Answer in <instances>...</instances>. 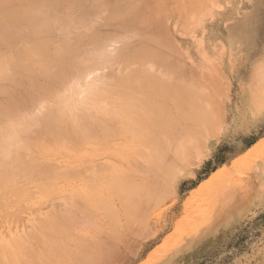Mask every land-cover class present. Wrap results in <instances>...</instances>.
Here are the masks:
<instances>
[{"label":"rangeland","instance_id":"rangeland-1","mask_svg":"<svg viewBox=\"0 0 264 264\" xmlns=\"http://www.w3.org/2000/svg\"><path fill=\"white\" fill-rule=\"evenodd\" d=\"M91 1L92 0H0V34H1L0 35V65L3 68L2 69L0 67L1 68L0 69V85H1L0 87L3 89L6 87H7L6 89L9 88L7 90L8 93H6V89H5V92H4L5 95L6 94L9 95L11 93L13 94V91H14V94H16V95L13 94L15 96V98H14V97H12L13 96L12 94H11L12 96L10 95L11 97H8V96H5L3 93H0V95H2V96H0V99H2L0 101V104L1 105L3 104L4 107L1 105L0 106L3 107V109H4V108L9 107L8 105H10L9 108H11L12 114L14 113V115L12 117L14 119H16L14 121V119L12 118L11 122L9 121L10 119L6 120V119H8L9 112H11L10 109L8 110L7 118L4 119L5 116H2L3 115V113H2L3 109L0 107V109H2V110H0V112L2 111L0 113V118H1L0 119V129H1L0 138L2 137V134L4 136V138H1L4 141L0 139V143L2 142L0 144V148L3 146L2 148H4L5 152L8 153L6 157H2L1 153H2V151H4V149L3 150H2V148L0 149L1 150V153H0L1 159L0 160L1 161L3 159L5 160V161L4 160L2 161L3 163H1V161H0V169H1V167H3L4 169L2 168V170L5 171L6 167L7 166L9 167V164H7V161L9 163V161L13 162V160L15 161L14 162L15 165H13L12 162L10 163V165H13L14 168L16 167L13 170H12V167H10L9 173H7V175L9 174V176H7V177L10 178V181L12 182V184L10 183V181L8 182V180H7L8 178L6 179V177L4 178V176H3L4 182L2 181V178L0 179V181L4 183L3 185L4 186L6 185L5 187H7V186L9 187L8 188L9 190H8L0 183L1 187L3 186V189H1V191L3 190L2 194L7 193L6 196L4 195L5 198H0V204L3 206V207H0V249L1 248L2 249L8 248L7 250L6 249L0 250V254H1L0 258L2 256H4V254H6L5 255L6 257L4 256V258L3 257L1 258V259L6 260V258L8 257L7 253H9L10 256L13 255V257L11 256L13 258V261H14V262L12 261V264H14L15 261L18 264H26L25 262H28V261H26L28 259H29L28 264H33V263L37 264L35 262V258H34L35 256L34 255H33L34 257L32 256L30 249L34 248V244L35 245L40 244V242H41L40 240H42L44 238V237L42 239L40 238V237H42L43 233L46 234L47 231L49 232L51 230V228L53 227L52 225H54L53 220H55L53 218L59 216L60 212H62L61 210H63V209L60 210V207H62L61 205H63V204L68 205L66 203L67 201H69L68 203L73 202V204L75 203V205H74V209H75L76 204L80 203L81 200L84 199L83 201H85L88 199V202H89V199L92 201L91 198H95L92 202L94 203V201H95L96 204L99 203L101 206H103L104 200H100L101 202L103 201L102 203H100L99 202L100 196H98L99 198H97L95 196V193H97V192H95L94 190H97L96 189L97 185L95 187H92L93 185H90V183L95 184L94 182L96 180V182L98 181L100 183V185H102V188L113 189L115 185L112 184V182H115V181H116L115 183L121 182L120 180H118V179H120L119 178L120 175H121V178L123 176L124 179L128 177L127 176L128 174L125 171V169H126L125 166L129 162L131 164H133L134 166H136L135 167L136 169L135 168L134 169L139 172V174H138L139 177L146 172V170H144V167L146 165H150V166L153 165V169H155L154 165L156 166L157 163L154 164L155 161L153 158L156 155H154L152 157L148 151H150L151 153H152V151H154L153 154L157 153L156 152L157 151L156 150L157 144L155 145L156 146L155 149L154 148L150 149L153 147L152 145H154L153 142L156 143V141L155 140L153 141L152 138H150V137L152 134H154V132H156V130H153L154 132L152 131L153 127H151L152 126L151 122H152V120L155 119L154 123H156L157 117L153 119V116H154L153 111L155 112V108L160 103L159 101H156V98H157L159 100H162L163 106H165V103L166 104L169 103L167 106H165L167 108V110H166V108L163 107V108H161V111L165 109V113L166 112L168 113L169 109L171 110L169 114L165 115L164 111H162L163 113L161 111L158 112V110H159V108H158L159 106H158L157 107L158 109L156 110L157 113H159V114L162 113L163 115L166 116L167 120H165V123H167V124H170L171 121L173 123L175 121L176 124L178 123L177 124L178 126L180 124L181 129H183L184 132H182L181 129H180L181 132L176 131L177 130L176 128H180V127L172 128L174 126H171L172 129H170L169 125H165V129L167 131L171 130V133H173V134L167 133L168 134V136L166 135L167 139L168 140L170 139L169 140L170 142L172 141L171 138L173 140L175 138H177L176 140H178L176 144L174 142L176 140H174L172 142L171 145L173 147L171 149H168L167 147L165 148L166 151L167 150L169 151V152H167V153H169L167 156V158L169 160L168 161L165 160V162L163 161V163L167 162V164H168V162H170V164L172 166L174 165V169L171 172L172 175H170V177H169L170 183H167L168 186L166 187V193H162V196L165 197V202L162 203L161 205H157V207L151 208L153 212L151 211L149 217L145 218L143 220L146 224L143 222L145 225L144 224H143V226L141 225L142 227L139 226V228L141 229V232H139L140 229L137 228L138 232L141 234L138 233L139 235L135 236L132 239V241H133L132 246H131L133 248L132 251H129L128 253L126 252L128 254V255H126L128 261H125V258L121 259L123 261L120 264H122L124 261L126 262V264L128 262H129V264H165L169 259H172V258H175L173 264H218V263H220V264H264V181L260 184L257 183L256 177H255V170H254V169L258 168L259 170L264 171V162L262 161V160H264V146L259 152H257L254 155L253 159L250 157L251 161H253V162H251L249 159L248 161H243V162L238 164V167H243V171L241 168L237 169V165H235L233 170L228 168V170L229 169L231 170V174H230V172H228L227 177L230 174V177H232V178L230 179V177H228L227 179H225L226 183L229 182L228 186L225 182L224 183H225V186L229 187V190H230V192H227V193H231L230 196L232 195L233 198L230 197L229 194L226 193V191L224 192L225 189L222 188L224 183L221 184L222 186L219 185L220 183H222L221 180L220 181L217 180L215 183L214 182L210 183L208 185L209 186L208 190H206L204 188V191H205L204 193H203V191L201 194L198 193V195H196L197 193L196 194L193 193V191L195 192L196 190H198V188L201 186V183L203 184L204 182L208 181L209 178H211V176L215 172L212 173L206 180L201 182L199 184V186L196 188V190L194 189L191 191H187L185 188V187H187L186 184L182 185V187L179 189L177 188V185H178L181 177H185L186 175H191L192 169L196 166L195 162L199 163L203 159V157H205L206 155H210L211 148H212V145L214 142V139L210 136L212 134V131L218 130L220 132L221 138L223 136H225V133H226V124L223 122H221L220 125L217 124V118H219V117L217 116L218 111H215L216 102L213 101L212 99H210V97L208 95L211 88L210 87L206 88V87L211 86V85H209L210 79L206 77V79H204L205 81L203 82V78H204L205 74H207V73L210 74V73L216 72V69H218L216 67L217 65H219V64L222 65L225 63V60L223 58L222 53L224 52V50L226 48H228V46L224 42H222V43L218 42L217 45L212 46V50L210 52H208V53L202 52L204 55L207 54V56L209 57V60L206 61V64L204 63L203 58H202L203 64L197 63V61H195V56L197 55V53L200 52V46L197 47V45H196L197 42H199V44L202 43V48H205V42H204L205 37L207 38V44H211V43H213V40L216 39L217 34H219L221 36V38H224L226 36V35H221V33L225 30L224 29L225 26L227 27L225 22L227 21V19H229L231 17V15H227L224 18H222L221 20H218L216 22L215 26L213 27V26H211V24H207L208 20L206 22V20L203 19L202 14H196V16H194V17H189L188 11L191 8V0H171L173 2L165 1L166 2V9H164L165 14H166L165 20H161V14L162 13L158 7L159 3L158 2L156 3L157 0H151V1L150 0H129V1H127V0H103L105 2L109 1L108 2L109 4L105 3L107 5L102 3L101 2L102 0H101L100 1L101 5L98 2L99 5H98V3H97V5L99 7H95V8H94V6L96 5V3H95V5H93V1H95V0H93L92 2ZM220 1L221 0H217V5L214 8L219 9V6H220L219 4L221 3ZM47 6H48V8H47ZM102 7H104L105 9ZM118 7H120V9ZM178 7L181 9V11L179 13L176 11V9ZM257 7L258 8L254 11V13L252 15H248V14L243 15L242 22H241V26H242L243 30H244L245 24H247V23L252 24L254 22V27L249 25V30H253L254 33H256V32L258 33V31L264 32V3L261 1V3L257 5ZM82 8L85 11H83V13H81V15H84L86 13L87 9H90V12L88 11L89 14L85 15L86 16L85 20H84L85 16H83V17L81 15L79 16L80 12H82L81 10H83ZM124 8H126V9L124 10ZM129 8H132V10L134 12L131 11V9H130L131 12L128 11ZM47 9H50L49 12ZM93 9L94 10L97 9V10H95L97 12H95ZM91 10L94 12H91ZM117 10H119L122 13L119 12L120 13L119 14ZM184 10H187V12H184ZM17 11H18V13H17ZM98 11H100V12L98 13ZM167 12H173L175 14L174 15L175 17L173 18V20H171V13H167ZM30 13L32 15L35 14L34 16L35 17L37 16L36 19H34L35 17L32 16ZM90 14H91V16H90ZM115 14H118L120 17H118ZM46 15H48L49 17ZM92 15H93V17H92ZM38 16L40 18H38ZM78 16L81 18V20H79L80 18ZM110 16L111 17L113 16V17L111 18ZM121 16H122V18H121ZM27 17H30V18L34 17V18L29 19ZM73 17H74V20L72 19ZM13 20H15V21H13ZM32 20H33V22H32ZM47 20L49 22H47ZM86 20H88L89 22ZM100 20H101V22H100ZM34 21H36V22H34ZM37 21H39V22H37ZM84 21H85V23H84ZM36 23L37 24L41 23V24L36 25ZM80 23L82 24V26ZM86 23L88 24V26L86 25ZM30 25H32V26L36 25V26L32 27ZM127 25H128V27H127ZM129 25L132 28H130ZM86 26H87V28H86ZM110 27H113L115 29L112 28L113 31H111ZM118 27L120 28V30L117 29ZM34 28L35 29L37 28V29L35 31H33L32 33H30L31 30H34ZM177 28H178V30H177ZM26 29H28L30 31H28ZM82 29H85V30H82ZM25 30H26V32H28V35H26V32L24 33ZM37 30L39 32H37ZM80 30H81V32H80ZM91 30H92V32H91ZM107 30H110V31L108 32ZM125 30H126V32L122 33V31H125ZM1 31H3V33ZM105 31H107L108 33ZM117 31H119V32H117ZM128 31H130V33ZM22 32H23V36H22ZM4 33H6L8 36L6 37V34H4ZM86 33L88 35V37L86 35V39H88L87 40L88 42L84 38ZM127 33H129V34H127ZM227 33H230V32H227ZM31 34L34 35L33 38H32ZM36 34L38 36H36ZM82 34H84V35H82ZM101 34H103V36ZM40 35L42 36V38ZM10 36H12L11 39L14 42L9 38ZM82 36L84 39L82 38ZM89 36H91L92 38ZM93 36H94V38H93ZM173 38H174L175 42L177 43V45H178L177 47L180 50V52H178L175 49V46L171 40ZM22 39L25 40V43ZM82 40H84L85 42ZM254 40H255V38H254ZM91 41L92 42L94 41V42L92 43ZM74 42L76 44H73ZM246 42L249 44H251L252 42L254 43L252 38L247 39ZM108 43H109V46H108ZM55 44H56V46H55ZM78 45L81 47V48L79 47L80 49L77 48ZM138 45L141 46V47H139V48H141L140 50L137 47ZM96 47H98V48H96ZM56 48H59L61 51H59ZM30 49H32V50H30ZM80 50H82V51H80ZM35 51L36 52L38 51V52L36 53ZM19 52L20 53L22 52L23 54H25V56L22 53L20 54ZM235 52H234V56H235ZM45 53H46V56H45ZM141 53H142V56H141ZM18 54H19V56H17ZM125 54L129 57L125 56ZM228 54L229 55L227 57L226 63H228L231 66V71H233V70L235 71V69H236L235 58L231 59L232 54L230 51ZM38 55H40V56H38ZM49 55H50V58H47V57H49ZM92 55H93V57H92ZM143 55H145V56H143ZM221 55H222V57H221ZM32 56H33V59H30V60H33V62L29 60V58L30 57L32 58ZM114 56H115V58H114ZM151 56H152L154 62L152 61ZM13 57L15 59L16 58L17 59L15 60ZM111 57H113V59ZM12 58H13V60H12ZM93 58H95V59H93ZM118 58L120 61L118 60ZM143 58H144V61H143ZM7 59H8V61H7ZM53 59H55V60H53ZM64 59H65V61H64ZM85 59H86V61H85ZM99 59H101L100 60L101 62L98 61ZM140 59L142 62L140 61ZM22 60H23V62H22ZM66 60L68 61V64L66 63L68 65L67 67H66V65H64L65 62H67ZM87 60H88V63H86ZM92 60H93V62H92ZM125 60H126V62H125ZM69 61L71 62V65H70ZM72 62L75 64L74 66H72L73 65ZM81 62L83 65L81 64ZM145 62H146V64H145ZM29 63H31V65ZM57 63H59V64H57ZM28 65H29V67H27ZM119 65H121V66H119ZM69 66L72 68L71 69L69 68L66 71V68H68ZM49 67H51V69H52V72H53L52 75L49 73L51 71V69ZM55 67H58V68L61 67L62 69L65 68L64 70L66 71V74H64V75L66 77L63 75H62L63 77H61L60 75L59 76H60V79L62 78L63 81L64 80H65V82L67 81L66 83H67V86L69 88L66 86L65 82H63V83H65V85H64L61 81H59V84H54V83L51 84L52 77H53V79H54V77L59 78L58 73L64 71V70L62 71V69H59L60 70L59 71L58 68H56V70H57L56 71L57 76H56L55 75L56 72L54 73ZM73 67H76V68L73 69ZM94 67H95V69H98L97 74L99 77L97 76V74L90 76V77H87L86 73L92 71L94 69ZM123 67H124V69H123ZM38 68H40V70ZM106 68H109V69H106ZM130 68H131V71H130ZM30 69H31V71H30ZM33 69H35V70H33ZM72 69H73V71H72ZM87 69L90 71H87ZM100 69L103 71H100ZM104 69L107 71L104 72ZM113 69H114V71H113ZM23 70H24V73H23ZM69 70H70V72H69ZM47 71H49L47 76L49 75V78L51 77L50 79H47V76L44 78L45 75H43V73L47 72ZM108 71H109V73H108ZM10 72L11 73L13 72V73L11 74ZM67 72L71 73L70 79L69 78L67 79V77L70 76V75L69 76L67 75L68 74ZM75 72H77V73H75ZM83 72H85V73L83 74ZM106 72H107V74H106ZM63 73H65V72H63ZM102 73L104 74L105 77L101 76V75H103ZM130 74H132V75H130ZM3 75L5 77H3ZM21 75H22V77H21ZM39 75L42 77L39 78L40 77ZM134 75H135V77H134ZM138 75H140V77ZM137 76L139 79L137 78ZM9 77H11V78H9ZM13 77H14V79H13ZM24 77H26V78H24ZM77 77H78V79H77ZM127 77L130 80H128ZM3 78L5 81L3 80ZM7 78H9L10 80ZM22 78L25 81L21 82ZM42 78H43V80H42ZM57 78L55 80L58 81ZM79 78H81V79H79ZM12 79H13V82L11 81ZM37 79H39V80H37ZM69 80H70V82H68ZM85 80H87V82L89 81L91 83V87L94 84V87H92L90 89H95V90L89 89L88 92L86 91L84 93L83 92L79 93V91H78L79 86L77 84L80 85V83H81V85H82V82H83V84H85L86 83V82H84ZM33 81H34V83H33ZM39 81H41V82L39 83ZM42 81L45 83L42 84L43 83ZM77 81H78V83H77ZM146 81H148V82H146ZM30 82L33 84L32 85L33 87L28 86V84L29 85L31 84ZM89 82L87 84L90 85ZM111 83H112V85H111ZM3 84H5V85H3ZM40 84H42L43 87L44 86L46 87V85H47V87H49L50 89L48 90L44 87L45 88L44 91L41 92L40 90H38L40 92H36L33 95H30L29 93L36 91L37 87H39ZM126 84H127V86H126ZM12 85H13V87H11ZM18 85H19V87H18ZM72 85H74V86H72ZM119 85H121L122 88H120L121 86H119ZM56 87H59L61 89L58 90V88H56ZM65 88H67V89H65ZM70 88H72V89L74 88L73 89L74 92H72V89H70ZM131 88L133 91L137 89L136 90L137 92L134 91L136 96L133 94V91L131 90ZM156 88H157V90H156ZM168 88L171 89L172 92H175V93L173 95H171L172 92L170 90H168ZM11 89H12V91H11ZM54 89L56 90V92ZM69 89H70V91H69ZM117 89L119 91H117ZM50 90H52V91H50ZM20 91H21V93H20ZM24 91H25V93H23ZM60 91H62L64 93L62 94V92H60ZM66 91L71 93L70 95L67 94L68 98L66 97L67 95H65ZM146 91H147V93H149L151 95L148 94L149 95L148 96L146 94ZM212 91L215 93L220 92V90L216 89V88L213 89ZM128 92H130V94H133L134 97H132V95L130 96ZM154 92H157V93H154ZM45 93H48L47 94L48 96ZM114 93H116V94H114ZM136 93H138V94H136ZM164 93H166L165 97L166 98L168 97L167 99H171L170 101H172V103L169 100L167 101L165 99ZM167 93H169V94H167ZM26 94H28V98H27ZM35 94L36 95L38 94V95L36 96ZM90 94H92V95H90ZM159 94L162 95V97ZM21 95H23V98L21 97ZM24 95L26 96V98ZM34 95H35V97H34ZM74 95H78V96L80 95V96L79 97L77 96L78 98H76V96H74ZM84 95H86V97ZM141 95H143V96H141ZM144 95H145V97L147 96L149 98L148 99L146 97L149 100V102L146 99H144V100H146L147 103L150 104V107H149V104L146 103V101H144V102L142 101L143 100L142 98H145ZM166 95H170V96H166ZM29 97H33V99H36V101L32 100V98L30 99ZM105 97H106L107 101L105 100ZM130 97L135 98L134 100H135L136 104L138 103L140 108H139V106L138 107L136 106L134 100L131 99ZM136 97L138 99H136ZM140 97H141V99H139ZM163 97H164V99H163ZM4 98H6L5 101L3 100ZM24 98L27 100H24ZM128 98H130V99H128ZM151 98H154V99H151ZM7 99H10V100H8L9 102H7L8 104L6 103ZM22 99H23V101H22ZM121 99H126V100H124L125 102H122L123 100H121ZM37 100H39V101L37 102ZM56 100L58 102H60L61 105H59ZM63 100L65 101L64 103H63ZM66 100H71V102L72 101H74V102H72L70 104L71 106H69V104H65L67 102ZM127 100L128 101L130 100V101L128 102ZM152 100L158 102V103L155 102L157 104V105L155 104L156 107L153 106L154 103ZM2 101H4L7 105L4 104V102L2 103ZM87 101L89 103H87ZM21 102H22V104H23V102L25 103V104H23L24 106L21 104ZM32 102H33V104H32ZM45 102H47L48 108L50 106L51 107L53 106V108L55 106H57V108L55 107L54 109L50 108V110L52 109L55 112V114H53L52 110L50 112V110L47 109V107H45L46 105L45 106L43 105ZM93 102H96V104H93ZM132 102H134V103H132ZM11 103H13V104L15 103L17 109ZM37 103L38 104L43 103V104L38 105ZM82 103H84V104H82ZM85 103H87L88 105H94V106L93 107L91 106L88 108V107H86ZM116 103L119 105L118 107H116L117 106ZM62 104L65 106H63ZM133 104H135V106L137 107L136 110H139V112L141 111L140 114H142V115H145L147 112L146 113H144V112L146 110L150 111V108L153 107L151 109L150 113L148 111L149 114H151V112H152L153 116L152 115L148 116V113L145 115L147 117L152 118V120L148 119L150 122L147 121V123H146L143 121L144 120L143 119L144 116H143L141 121H140V119L138 117L141 118V116H139V113L133 109V108H135ZM140 104H142V105H140ZM151 104H152V106H151ZM176 104H177V106L180 104L179 105L180 108H183V109L186 108L185 110H183V111H186V113H187V111H189V113L191 112L189 114L191 120L188 121V119H189V117H188L186 119L187 120L186 121L184 119L185 118L184 115L182 117L179 116L178 114L175 115V113H178V112L177 111L174 112V110L177 109L174 107H177V106H174V107H172V106L176 105ZM5 105L7 107H5ZM66 105H68L69 108L68 107L66 108ZM122 105L125 106V109ZM147 105L149 108H147ZM21 106H22V108H21ZM128 106L130 108L132 107V109L136 112V113L133 112V114H136V115H133V114L130 115L131 112L129 111ZM141 106L144 107L143 109L146 108V110L144 112L141 109L142 108ZM169 106H170V108L168 109ZM185 106H187V107H185ZM23 107H25L26 109ZM84 107H86L87 109H85ZM80 108H82L83 113H82ZM105 108H107V109L110 108L111 110H107ZM116 108H118V109H116ZM18 109H20V110H18ZM44 109H45V111H44ZM103 109L106 110V112ZM132 109H131V111H133ZM22 110H24V112H22ZM64 110H67L68 112L65 111L63 113ZM86 110H88V111L86 112ZM97 110H98V112H97ZM100 110H102V111H100ZM118 110H120L119 113H117ZM20 111L22 112V114L17 113ZM26 111H28V112H26ZM32 111L37 112V114H39V113L43 114L44 113L45 115L43 116L42 114H40V116H39L40 118L43 116L42 119L40 120V118L37 117L38 115L37 114L35 115V112H32ZM57 111L58 112L60 111V112L57 113ZM89 111H92V112H89ZM103 111L105 112L104 116H102ZM121 111H123V112H121ZM127 111H129L130 113ZM6 112H4V113H6ZM48 112H49L50 116L47 115ZM88 112H89L90 116H89ZM99 112L101 113L100 114L101 119H103L102 117H104L105 119L109 120L107 122L109 125L108 124L106 125V123H104L105 121H103V120L99 121L98 120L99 118L97 119L96 116L99 115ZM24 113L27 114L26 116L31 115L30 117H28L29 120L25 115H23ZM182 113L185 114L184 112H182ZM12 114H10V117ZM18 114L21 116L19 117ZM112 114H113V117H112ZM84 115L86 117H84ZM168 115L174 116L172 118V120L170 119V117ZM187 115H186V117H187ZM34 116H35V118H34ZM91 116H93L92 117L93 119H94V117H96L95 118L96 121L93 120L91 118ZM130 116L131 117L133 116V117L130 118ZM156 116H157V114H156ZM160 116H158V118H160ZM44 117L47 118V120H46L47 122L44 120L45 119ZM49 117L51 119H53V117H54V119L52 120L54 123L53 122L50 123V120H48ZM69 117L72 120H70ZM88 117H90L89 120L87 119ZM108 117H109V119H108ZM114 117H115V119L113 120L112 118H114ZM147 117H145V120ZM18 118L20 119L19 123H18V120H19ZM37 119H38V121H37ZM63 119L66 120L65 123L62 122ZM136 119H138V121L140 122L139 123L140 125H137ZM168 119L170 122L168 121ZM23 120H24V122H23ZM31 120H32V124L29 123ZM69 120L72 122L73 127H71V123ZM91 120H93V121H91ZM115 120L117 121V123H114V122H116ZM122 120H123V122L124 121H126V122L123 123ZM43 121L46 123L44 124ZM98 121H99V124L97 125ZM127 121L130 122L131 125H130V123L128 124ZM157 121H158V119H157ZM25 122H26V124H25ZM37 122H38V124H37ZM86 122H88L91 127H92L93 123H95L99 127H96L95 125H93L95 127H92V130H91V127H88L89 124ZM100 122H102L103 127H102ZM109 122H111V124ZM119 122L120 123L122 122L123 125H122V123L120 124ZM1 123H3V124H1ZM48 123H50V126H48L49 129L46 128ZM75 123H76V126L74 125ZM91 123H92V125H91ZM133 123H136V124H133ZM142 123L146 127L144 126V128H143ZM9 124H11L13 127H15L16 130L21 128V130H18V131H20L19 133H21V134L25 133L26 136H25V134L24 135L22 134V136L20 134V137L18 136L20 139L18 140L17 134L14 135V133H16V130L13 133V129H15V128H13L12 126L11 127L13 129H11V127L9 128L8 127V126H10ZM20 124L22 126H20ZM28 124L29 125L31 124V127L33 126L32 130H30ZM40 124L42 125L41 128H40V126H41ZM84 124H85V126H84ZM147 124H149V125H147ZM156 124H158V122ZM56 125H58L57 127H59V129L61 131L63 129H65L64 130L65 132L62 131V134H61L63 137H61V135H58L61 133V131H59L58 128L55 127ZM110 125H111V127H109ZM136 125H137V127H136ZM170 125H172V124H170ZM38 126H39V128H38ZM60 126H62L63 129H61ZM106 126H108L107 130L104 129V128H106ZM140 126L142 127V129H140L141 128ZM167 126L169 127V129ZM183 126L186 128H184ZM35 127H37V129ZM124 127H126V130ZM53 128H54V130H53ZM76 128H77L78 132L76 131ZM133 128L136 129V131H138V132H140L141 130H144V129L145 130L141 131V133L137 132V134H136V132H132ZM69 129L72 131L75 129V131L74 132L68 131ZM118 129L121 131H119ZM138 129H140V131ZM154 129H156V128H154ZM173 129H175L174 130L175 132L173 131ZM3 130H6V131L3 132ZM7 130H11L10 132L13 136H10L11 134L9 135L10 132ZM46 130L49 133H47ZM57 130L59 132H57ZM66 130L69 133H71L72 135L71 134L69 135V133H68V135H69L68 136L66 133ZM93 130H95L94 133L91 132ZM96 130L97 131L100 130V131L97 132ZM103 130H105V135H101V133H100ZM108 130H109V132H107ZM129 130H130V133L128 132ZM188 130H190V131H188ZM18 131H17V133H18ZM25 131H27V132H25ZM118 131H119V133H118ZM6 132H9V133L7 134ZM142 132L145 134H143ZM168 132H170V131H168ZM51 133H53V134H51ZM54 133H56V134H54ZM85 133H86V135H85ZM98 133H100V134H98ZM37 134L43 135L44 138H42L40 135H39L40 137L37 136ZM63 134H65V135H63ZM80 134H81V136H80ZM94 134H95V136H94ZM102 134H104V131L102 132ZM133 134H135V135H133ZM138 134H140V135L138 136ZM148 134H149V136H148ZM121 135H122V137H121ZM64 136H66V138ZM140 136L143 137L142 140L144 138H146V136H148V137L146 138V140L144 139L142 142ZM11 137H12V140H11ZM27 137H28V139L26 140ZM126 137H127V139H125ZM9 138H10V140H9ZM14 138H15V140H13ZM24 138L27 141V143H25V141L24 142L21 141ZM29 138H31V139H29ZM70 138H71V140H70ZM102 138L103 139L105 138V140H103ZM136 138L137 139L139 138L138 140L140 142H138V140ZM148 138H150L151 140H149ZM6 139L9 141H7ZM36 139H37V141H36ZM155 139L157 140V142L160 141L159 146L161 143L165 144L164 143L165 140H163V142H162V139L159 140V137H157ZM29 140L30 141L32 140V142H34V143L28 142ZM77 140H78V142H75ZM136 140H137V142H136ZM179 140H181V142H179ZM186 140H188V141L190 140V142L191 141L192 142L188 143V141H186ZM10 141H14V143H9L10 145L7 144ZM15 141H18V142L16 143V145L14 147ZM79 141L83 142L84 144L80 143ZM144 141L145 142L152 141L153 144L151 142L145 143ZM178 142H179V144H178ZM21 143H22V145H21ZM28 143L30 145H27V147H26V144H28ZM121 143H124V144L122 145ZM143 143H145V145ZM186 143L188 144V146ZM5 144H6V146H5L6 148L4 147ZM11 144H13V145H11ZM31 144H33V146ZM146 144L149 145L148 148L146 147L147 146ZM19 146H20V149H19ZM140 146L141 147L143 146V147L141 148ZM135 147L136 148L139 147L138 150ZM203 147L204 148L206 147L205 154H204V150H202ZM26 148H28V149H26ZM140 148L141 149L144 148V149L140 150ZM165 149H163V152H162L163 154L166 152ZM25 150H26V152H23ZM14 151H16V152H14ZM19 151L21 152V155H19L20 154ZM34 151H36V152H34ZM136 151H138V152H136ZM13 152L15 154H13ZM145 152L146 153L148 152L150 154V156L152 157L154 162H152V159L150 157L148 159H151V162L149 160L150 163H148L147 157L145 158V156L148 155V157H149V154L148 153L146 154ZM33 153L34 154L37 153V154L34 155ZM126 153L128 156H126ZM247 153L248 152H246L244 155H246ZM22 154H24V155L22 156ZM10 155H11V158H10ZM27 155H30L32 159L29 158L30 156H27ZM18 156L21 159H17ZM173 156L175 158H173ZM22 157H24L23 158L24 160L27 159V160H25V163H24L25 165L24 164L21 165L22 164L21 161H24L22 159ZM132 157H133V159H132ZM139 157H141V158H139ZM240 157H238V158H240ZM15 158H16V160H15ZM33 158H34V160H33ZM238 158H236V159H238ZM236 159H234L230 163L231 166H228V167H232V165H233L232 163H234ZM42 160H44V161L42 162ZM49 160L52 162L51 163L52 165L48 162ZM18 161H20L21 164L18 163ZM34 161H35V163H34ZM99 161H101V162H99ZM140 161H141V163H140ZM36 162L39 163V165L41 164V166H43L44 168L40 167ZM4 163H5V165H4ZM93 163L95 164V167H94ZM97 163L99 165H97ZM46 165L47 166L51 165V166L50 167L48 166L49 167V169H48V167ZM139 166H141V168ZM33 167H35V168H33ZM78 167H80V168H78ZM137 167L139 169H137ZM19 168H22V170H20ZM45 168H46V170L43 171ZM72 168H75V169L72 171ZM30 169L33 173L30 171ZM40 169L42 170V173H41ZM2 170L0 171V175H1L0 177H2V174H1V172H3ZM23 170H24V172H23ZM28 170L31 172L30 174H29ZM36 170H38L39 173ZM50 170L52 172L51 174H49ZM53 170H55V171H53ZM7 171H8V169H7ZM7 171H5L4 175L6 174ZM27 171H28V173H27ZM241 171L243 172V174ZM44 172L45 173L47 172V173L43 175ZM237 172H238V174H242V176L240 175V178H238L239 177L238 175L237 176L235 175V173L237 174ZM17 173H19V175ZM27 174H28V176H27ZM36 175L38 178L36 177ZM103 175H105V176H103ZM16 176L17 177L19 176L18 180H20V181H13V180H16V178H17ZM21 176H23V177H21ZM31 176H32V178H31ZM39 176H43L44 178L39 177ZM20 177H21V179H20ZM51 177L56 178V179H53L55 181H53ZM236 177H237V179L234 181V179ZM27 178H28V180H27ZM98 178H100V179H98ZM113 178H114V180L110 181V179H113ZM115 178L118 181L115 180ZM41 179H43V180L41 181ZM124 179L122 178V180H124ZM228 179H229V181H228ZM44 181H46V182H44ZM34 182L36 183V185H32V186H34V187H32L31 184H35ZM48 182H49V185L47 184ZM109 182L111 185L109 184ZM230 182L233 183V185L231 184L233 187L236 186V187H234V188H236V190L235 189L233 190L230 187L231 186ZM237 182H239V183H237ZM37 183L38 184L40 183L39 184L40 188L38 187ZM51 183H54V184H51ZM10 184H11V186H10ZM13 184H14V186H12ZM15 184H17V185H15ZM25 184H27V185H25ZM41 184H42V186H41ZM103 184H105V186ZM107 184L109 185V187L107 186ZM43 185H45V186H43ZM17 186H20V187H17ZM21 186L23 189L21 188ZM46 186H47L48 191H49V189L50 190L52 189L49 192L47 191L48 193L44 191V190H46V189H44ZM84 186L86 187V189ZM117 186H119V183L117 184ZM129 186L133 187L132 185H129ZM13 187L17 188V189H15L16 194L14 191H10V188H11V190L12 189L14 190ZM35 187H38L39 191H36L37 188L35 189ZM90 187H91V189H90ZM126 187H127V185H126ZM219 187H221L223 190H221V188H219ZM42 188L44 189L43 191H41ZM58 189H60V191H59L60 193L57 192ZM84 189L85 190L88 189V190L85 191ZM231 189L233 190V192H231ZM5 190L6 191L8 190V192H5ZM21 190L27 196H25L24 194L23 195L20 194ZM71 190H72V192H70L71 194L68 193V191H71ZM132 190L134 192L135 189L133 188ZM136 190H137V188H136ZM217 190L218 191L221 190V191L216 193ZM17 191L19 192L20 195H22V196H24V198L25 197L26 198L24 199L21 196V197H17V199H16L15 196H19ZM109 191H107V192H109ZM9 192H11L13 195L12 194L10 195ZM61 192H62V194H61ZM93 192H95V193L93 194ZM90 193L92 194V196ZM218 193L221 196H216L214 198L215 194L219 195ZM223 193H224V195H223ZM247 193H248V195H247ZM2 194L0 193L1 197H3ZM69 194L72 197H74L75 195L78 196V197L77 196L74 197L75 201L77 203L73 201V198L70 199L71 196H69ZM9 195H10L11 199H13L15 197L14 198L15 203L12 202L13 203L12 205L15 207H13V206L11 207V203H10L11 199L8 198ZM80 196H81V199H80ZM86 196H88V197H86ZM234 196H235V198H234ZM89 197H91V198H89ZM221 197H223L222 198L223 200H221ZM76 198H78L77 200L80 199L79 202L76 200ZM96 198H97V200H96ZM216 198H217V201H216ZM237 198H239L240 200ZM212 199H214V201ZM229 199L231 201H228ZM16 200H19V201H16ZM49 200H51V201H49ZM55 200L57 201V203L54 202ZM7 201H9V202H7ZM219 201H221V202H219ZM225 201H226V203H224ZM236 201H238V202H236ZM6 202H7V204H6ZM16 202L19 206H17ZM212 202H213V204H212ZM215 202H217V204H215ZM8 203H10V205H8ZM60 203H61V205H58ZM220 203L222 205L223 204H225V205L222 206ZM48 204H50V205H48ZM51 204L53 205V208L55 210L57 209L56 211H54L52 209ZM104 204H106V203H104ZM5 205H7V206H5ZM16 206L18 207V210H16L17 209ZM43 206L44 207L46 206V207L43 208ZM50 206H51V208H48ZM55 206H57V207H55ZM70 206H72V203L70 204ZM70 206L68 205V207H70ZM225 206H226V208L231 207L233 210L237 209L238 212L234 213V211L232 210L231 213H228V217L226 219V216L224 215V211H223L224 209H226V208H224ZM108 207L109 206H106L105 209L109 210ZM40 208H41V210H40ZM46 208H48V209H46ZM64 208H65V206H64ZM110 209H112V207ZM221 209H222V211H220ZM47 210H48L49 217H48V215L46 216ZM110 211L113 212V210H109V213H110L109 215L111 216V214H114V213H111ZM210 211H212V212H210ZM51 212H53V214ZM55 212H56V214L58 213L59 215L58 214L54 215ZM50 213H51V215H50ZM222 213H223V215H222ZM156 214H158V215L156 216ZM233 214H234V218L232 217ZM50 218H52V219H50ZM150 218H152V219H150ZM231 218H232V222L229 221ZM42 222H43V224H42ZM148 222H149V224H148ZM49 224L51 226H49ZM63 225L64 224H62V226ZM40 226L44 227L45 229L47 228V229L46 230L44 228L42 229V228H40ZM60 228H62V227H60ZM40 229H41V231L42 230L43 231L45 230V231L42 233L40 231ZM142 229H144V230H142ZM34 230L35 231L39 230V232H41L42 235H38L37 232H35ZM137 230L135 231V233L137 232ZM35 234H37V235H35ZM51 234H54V233L50 232L49 236H51ZM63 236H64V234H63ZM70 236H71V234H70ZM73 238H75L74 235H73ZM135 238H137V239H135ZM36 239H38V240H36ZM61 239H66V236L61 238ZM67 239H69V238H67ZM73 240H75V239H72L71 241L68 240V242L71 243ZM72 243L74 244V241ZM134 243L137 245H135ZM5 245H6V247H5ZM7 245H9V247ZM70 245H72V244H70ZM10 246L13 247V249H14L13 252L15 251L17 258L15 257L16 255L11 252L12 249ZM156 249L159 250V251L158 250L156 251L157 256L155 255V252H154ZM4 251H5V253H3ZM130 252H132L131 256H130ZM152 252H154L153 256H155V258H153V260L152 259L150 260V255H152L151 254ZM219 252L229 253V255L232 257L229 259H226L224 261L216 260V258H218L220 256ZM56 254H55V256H57V259H58V255H56ZM235 255H236V257H235ZM31 257H33L34 260ZM128 257H129V259H128ZM237 257H239V258H237ZM21 258H24L25 260L24 259L22 260ZM30 258H31V260H30ZM1 259H0V261H1ZM9 259H11V258H9ZM1 262H3V261H1ZM1 262H0V264H2ZM6 262H7V260H6ZM65 262H67V261H65ZM58 263L60 264L61 261H59ZM7 264H11V261L9 260V262H7Z\"/></svg>","mask_w":264,"mask_h":264},{"label":"bare ground","instance_id":"bare-ground-1","mask_svg":"<svg viewBox=\"0 0 264 264\" xmlns=\"http://www.w3.org/2000/svg\"><path fill=\"white\" fill-rule=\"evenodd\" d=\"M93 1V0H92ZM91 1V2H92ZM97 0H95V1H93V5H95V3H96V5L94 6V8L95 7H99L98 5H99V3H100V5H101V2L102 3H108L109 1H107V2H105V1H101V0H98L97 2H96ZM101 1V2H100ZM127 1H129V0H127ZM151 1V0H150ZM165 1H171V0H165ZM90 2V3H91ZM99 2V3H98ZM97 3H98V5H97ZM92 4V3H91ZM109 4V3H108ZM105 5H107V4H105ZM126 5V4H125ZM158 5V4H157ZM92 6V5H91ZM109 6V5H108ZM121 7V6H120ZM120 7H118L119 9H120ZM47 8H48V6H47ZM102 8H104V7H102ZM101 8V9H102ZM117 8V9H118ZM122 8V7H121ZM128 8V7H127ZM133 8V7H132ZM132 8H129V10L128 11H130V9H131V11H133L132 10ZM80 9V8H79ZM83 9V8H82ZM86 9V8H85ZM98 9V8H97ZM97 9H95V10H97ZM105 9V8H104ZM109 9V8H108ZM126 8H124V10H125ZM134 9V8H133ZM147 9V8H146ZM46 10V9H45ZM48 10V12H49V10L50 9H47ZM94 10V9H93ZM94 10V11H95ZM112 10V9H111ZM31 11V10H30ZM79 11V10H78ZM82 12H80V14H79V16L81 15V13H83V11H85L84 9L83 10H81ZM90 12V9H87V11H86V13L84 14V15H81L82 17L83 16H85L86 14H89V12ZM94 11H92L91 10V12H94ZM118 11V13L120 12L119 10H117ZM130 11V12H131ZM28 12V11H27ZM32 12V11H31ZM46 12V11H45ZM47 12V13H48ZM88 12V13H87ZM95 12H97V11H95ZM100 11H98V13H99ZM102 12V11H101ZM112 12V11H111ZM110 12V13H111ZM116 12V11H115ZM114 12V13H115ZM129 12V13H130ZM134 12V11H133ZM184 12H187V10H184ZM16 13V12H15ZM17 13H18V11H17ZM120 13H122V12H120ZM119 13V14H120ZM167 13H171V20H173V18L175 17L174 15V13L173 12H167ZM31 14V13H30ZM34 14V13H33ZM32 15V14H31ZM35 15V14H34ZM34 15H32V16H34ZM115 15H117L118 17H120L118 14H115ZM122 15V14H121ZM28 16V15H27ZM46 16H48V15H46ZM78 16V17H79ZM90 16H91V14H90ZM96 16V15H95ZM35 17V16H34ZM34 17H31V18H34ZM37 17V16H36ZM36 17L34 18V19H36ZM49 17V16H48ZM92 17H93V15H92ZM111 17V16H110ZM113 17V16H112ZM111 17V18H112ZM125 17V16H124ZM15 18V17H14ZM27 18H29V19H31L30 17H27ZM38 18H40L39 16H38ZM80 18V17H79ZM95 18V17H94ZM103 18V17H102ZM109 18V17H108ZM121 18H122V16H121ZM120 18V19H121ZM33 19V20H34ZM73 20H74V17L72 18ZM86 19V16H85V18H84V20ZM33 20H32V22H33ZM50 20V19H49ZM78 20V19H77ZM79 20H81V18L79 19ZM112 20V19H111ZM13 21H15V20H13ZM76 21V20H75ZM86 21H88V20H86ZM99 21V20H98ZM113 21V20H112ZM115 21V20H114ZM125 21V20H124ZM34 22H36V21H34ZM37 22H39V21H37ZM47 22H49L48 20H47ZM77 22V21H76ZM83 22V21H82ZM89 22V21H88ZM87 22V23H88ZM93 22V21H92ZM95 22V21H94ZM100 22H101V20H100ZM84 23H85V21H84ZM86 23V25L88 26V24ZM29 24V23H28ZM31 24V23H30ZM38 24H41V23H38ZM37 23H36V25H38ZM81 24V23H80ZM91 24V23H90ZM89 24V25H90ZM97 24V23H96ZM35 25V26H36ZM94 25V24H93ZM249 25H251L252 27H254V22L251 24V23H247V24H245L244 25V31H249ZM29 26V25H28ZM30 26H32V25H30ZM34 25L32 26V27H35ZM40 26V25H39ZM42 26V25H41ZM45 26V25H44ZM81 26H82V24H81ZM87 26H86V28H87ZM95 26V25H94ZM116 26V25H115ZM120 26V25H119ZM31 27V28H32ZM99 27V26H98ZM117 27V26H116ZM123 27V26H122ZM127 27H128V25H127ZM129 27L130 28H132L130 25H129ZM4 28V27H3ZM84 28V27H83ZM94 28V27H93ZM108 28V27H107ZM111 28V31H113L112 30V28L113 27H110ZM125 28V27H124ZM7 29V28H6ZM37 29V28H36ZM35 28H34V30H31V32L30 33H32L33 31H35L36 30ZM44 29V28H43ZM46 29V28H45ZM113 29H115V28H113ZM117 29H119L120 30V28L118 27ZM8 30V29H7ZM26 30H28V29H26ZM26 30L24 31V33L26 32ZM40 30V29H39ZM82 30H85V29H82ZM131 30V29H130ZM177 30H178V28H177ZM28 31H30V30H28ZM45 31V30H44ZM77 31V30H76ZM108 32L110 31V30H107ZM107 31H105V32H107ZM2 33H3V31H1ZM37 32H39L38 30H37ZM42 32V31H41ZM80 32H81V30H80ZM90 32V31H89ZM91 32H92V30H91ZM107 32V33H108ZM117 32H119V31H117ZM123 32H126V30L125 31H122V33ZM129 33H130V31H128ZM10 33V32H9ZM47 33V32H46ZM45 33V34H46ZM77 33V32H76ZM83 33V32H82ZM104 33V32H103ZM114 33V32H113ZM129 33H127V34H129ZM4 34H6V33H4ZM11 34V33H10ZM40 34V33H39ZM43 34V33H42ZM44 34V35H45ZM78 34V33H77ZM99 34V33H98ZM97 34V35H98ZM1 35V34H0ZM26 35H28V32H26ZM32 35V34H31ZM47 35V34H46ZM45 35V36H46ZM82 35H84V34H82ZM86 35H87V33L85 34V39H86ZM96 35V34H95ZM102 36H103V34H101ZM125 35V34H124ZM4 36V35H3ZM2 36V37H3ZM8 35L6 34V37H7ZM22 36H23V32H22ZM36 36H38L37 34H36ZM41 36V35H40ZM105 36V35H104ZM126 36V35H125ZM34 37V35H32V38ZM81 37V36H80ZM87 37H88V35H87ZM89 37H91V36H89ZM10 39L12 38V36H10L9 37ZM29 38V37H28ZM41 38H42V36H41ZM76 38V37H75ZM82 38H83V36H82ZM83 38V39H84ZM92 38V37H91ZM93 38H94V36H93ZM4 39V38H3ZM249 39V38H248ZM5 40V39H4ZM7 40V39H6ZM12 40V39H11ZM21 40V39H20ZM23 40V39H22ZM88 39H86V41H87ZM130 40V39H129ZM138 40V39H137ZM13 41V40H12ZM24 41V43H25V40H23ZM31 41V40H30ZM77 41V40H76ZM82 41H84V40H82ZM142 41V40H141ZM236 41H237V38L235 37V36H233V35H226L224 38H221V36L219 35V34H217V37H216V39L215 40H213V43H211V44H207V38L205 37L204 38V42H205V48H202V43L201 44H199V42H197L196 43V45H197V47L198 46H200V52L199 53H197V55L195 56V61H197V63H200V64H203V61H202V58H203V60H204V63L206 64V61H208L209 60V57L207 56V54H203V53H208V52H210L211 50H212V46H214V45H217L218 44V42H220V43H222V42H224L227 46H228V49H229V51L231 52V59H233V58H235V56H234V52H235V49H236ZM14 42V41H13ZM81 42V41H80ZM85 42V41H84ZM88 42V41H87ZM92 42V41H91ZM94 42V41H93ZM92 42V43H93ZM132 42V41H131ZM83 43V42H82ZM100 43V42H99ZM98 43V44H99ZM137 43V42H136ZM139 43V42H138ZM73 44H76L75 42L73 43ZM80 44V43H79ZM107 44V43H106ZM133 44V43H132ZM144 44V43H143ZM71 45V44H70ZM81 45V44H80ZM84 45V44H83ZM111 45V44H110ZM115 45V44H114ZM32 46V45H31ZM55 46H56V44H55ZM75 46V45H74ZM108 46H109V43H108ZM118 46V45H117ZM144 46V45H143ZM240 46V45H239ZM42 47V46H41ZM76 47V46H75ZM80 46L78 45V47L77 48H79ZM138 48L139 47H141V46H137ZM81 48V47H80ZM79 48V49H80ZM96 48H98V47H96ZM117 48V47H116ZM239 48V47H238ZM39 49V48H38ZM47 49V48H46ZM56 49H58L59 51H61L59 48H56ZM74 49V48H73ZM102 49V48H101ZM127 49V48H126ZM141 48H139V50H140ZM214 49V48H213ZM30 50H32V49H30ZM35 50V49H34ZM68 50V49H67ZM111 50V49H110ZM80 51H82V50H80ZM92 51V50H91ZM106 51V50H105ZM31 52V51H30ZM29 52V53H30ZM36 52V51H35ZM38 52V51H37ZM36 52V53H37ZM96 52V51H95ZM104 52V51H103ZM102 52V53H103ZM203 52V53H202ZM20 53V52H19ZM22 53V52H21ZM20 53V54H21ZM62 53V52H61ZM101 53V54H102ZM131 53V52H130ZM143 53V52H142ZM142 53H141V56H142ZM23 54V53H22ZM39 54V53H38ZM49 54V53H48ZM91 54V53H90ZM97 54V53H96ZM124 54V53H123ZM136 54V53H135ZM24 56H25V54H23ZM56 55V54H55ZM65 55V54H64ZM103 55V54H102ZM130 55V54H129ZM17 56H19V54L17 55ZM35 56V55H34ZM37 56V55H36ZM38 56H40V55H38ZM45 56H46V53H45ZM48 56V55H47ZM74 56V55H73ZM112 56V55H111ZM120 56V55H119ZM125 56H127L126 54H125ZM143 56H145V55H143ZM194 56V55H193ZM42 57V56H41ZM52 57V56H51ZM72 57V56H71ZM91 57V56H90ZM92 57H93V55H92ZM110 57V56H109ZM127 57H129V56H127ZM10 58V57H9ZM14 58V57H13ZM13 58H12V60H13ZM21 58V57H20ZM28 58V57H27ZM35 58V57H34ZM47 58H50V55H49V57H47ZM55 58V57H54ZM65 58V57H64ZM70 58V57H69ZM79 58V57H78ZM107 58V57H106ZM112 59H113V57H111ZM110 58V59H111ZM114 58H115V56H114ZM134 58V57H133ZM142 58V57H141ZM145 58V57H144ZM144 58H143V61H144ZM149 58V57H148ZM15 59V58H14ZM17 59V58H16ZM15 59V60H16ZM30 59H33V56H32V58L30 57L29 58V60ZM52 59V58H51ZM84 59V58H83ZM90 59V58H89ZM88 59V60H89ZM92 59V58H91ZM93 59H95V58H93ZM125 59V58H124ZM151 59H152V61H153V58H152V56H151ZM44 60V59H43ZM53 60H55V59H53ZM79 60V59H78ZM81 60V59H80ZM88 60H87V62L86 63H88ZM101 59H99L98 61H100ZM118 60H119V58H118ZM132 60V59H131ZM7 61H8V59H7ZM20 61V60H19ZM30 61H32L33 62V60H30ZM29 61V62H30ZM36 61V60H35ZM64 61H65V59H64ZM67 61V60H66ZM71 61V60H70ZM69 61V62H70ZM85 61H86V59H85ZM117 61V60H116ZM115 61V62H116ZM120 61V60H119ZM140 61H141V59H140ZM22 62H23V60H22ZM25 62V61H24ZM38 62V61H37ZM55 62V61H54ZM58 62V61H57ZM80 62V61H79ZM92 62H93V60H92ZM91 62V63H92ZM101 62V61H100ZM103 62V61H102ZM124 62V61H123ZM125 62H126V60H125ZM142 62V61H141ZM148 62V61H147ZM154 62V61H153ZM35 63V62H34ZM53 63V62H52ZM51 63V64H52ZM68 64V61L67 62H65V64L64 65H66V67L68 66L67 64ZM73 63V62H72ZM77 63V62H76ZM4 64V63H3ZM30 65H31V63H29ZM40 64V63H39ZM57 64H59V63H57ZM81 64H82V62H81ZM93 64V63H92ZM98 64V63H97ZM100 64V63H99ZM112 64V63H111ZM145 64H146V62H145ZM33 65V64H32ZM36 65V64H35ZM41 65V64H40ZM53 65V64H52ZM51 65V66H52ZM70 65H71V62H70ZM75 64L73 63V65L72 66H74ZM83 65V64H82ZM101 65V64H100ZM115 65V64H114ZM42 66V65H41ZM40 66V67H41ZM44 66V65H43ZM47 66V65H46ZM55 66V65H54ZM53 66V67H54ZM58 66V65H57ZM60 66V65H59ZM63 66V65H62ZM80 66V65H79ZM111 66V65H110ZM119 66H121V65H119ZM124 66V65H123ZM151 66V65H150ZM0 67H1V65H0ZM8 67V66H7ZM15 67V66H14ZM27 67H29V65L27 66ZM48 67V66H47ZM93 67V66H92ZM127 67V66H126ZM130 67V66H129ZM135 67V66H134ZM2 68V67H1ZM0 68V69H1ZM31 68V67H30ZM50 69H51V67H49ZM56 68H58V67H55L54 69H55V71H54V73L57 71L56 70ZM71 69L72 67H68V68H66V71H67V69ZM74 68H76V67H73V69ZM78 68V67H77ZM102 68V67H101ZM113 68V67H112ZM3 69V68H2ZM39 70H40V68H38ZM59 69H62L61 67L60 68H58V70ZM65 69V68H64ZM64 69H62V71L64 70ZM73 69H72V71H73ZM94 69H95V67H94ZM92 70V71H90V70H88L87 69V71H90V72H87L86 73V76L87 77H90V76H93V75H95V74H97L98 73V69H95V70ZM106 69H109V68H106ZM123 69H124V67H123ZM137 69V68H136ZM148 69V68H147ZM18 70V69H17ZM16 70V71H17ZM33 70H35V69H33ZM139 70V69H138ZM141 70V69H140ZM2 71V70H1ZM28 71V70H27ZM30 71H31V69H30ZM60 71V70H59ZM66 71L64 70L63 72H65V73H63V72H59L58 73V77L59 78H57V77H54V79H53V77H52V82H51V84L52 83H54V84H59V81H61L62 83L63 82H65V80L63 81L62 80V78L60 79V76L61 77H63V76H65L64 74H66ZM76 71V70H75ZM84 71V70H83ZM100 71H103V70H101L100 69ZM105 71H107V70H105L104 69V72ZM113 71H114V69H113ZM120 71V70H119ZM130 71H131V68H130ZM20 72V71H19ZM18 72V73H19ZM35 72V71H34ZM48 72L49 71H47V72H44L43 73V75H45L44 76V78L47 76V74H48ZM69 72H70V70H69ZM127 72V71H126ZM142 72V71H141ZM150 72V71H149ZM11 73V72H10ZM13 73V72H12ZM11 73V74H12ZM23 73H24V70H23ZM51 75L53 74V72H52V69H51V71L49 72ZM63 73V74H62ZM68 73V72H67ZM75 73H77V72H75ZM85 72H83V74H84ZM108 73H109V71H108ZM111 73V72H110ZM128 73V72H127ZM133 73V72H132ZM153 73V72H152ZM20 74V73H19ZM103 74V73H102ZM106 74H107V72H106ZM112 74V73H111ZM116 74V73H115ZM50 75V76H51ZM56 76H57V72H56V74H55ZM60 75V76H59ZM63 75V76H62ZM69 77H67V79L69 78H71V73H68L67 74ZM126 75V74H125ZM130 75H132V74H130ZM20 76V75H19ZM28 76V75H27ZM40 76V75H39ZM74 76V75H73ZM97 76H98V74H97ZM101 76H103V77H105L104 76V74L103 75H101ZM128 76V75H127ZM139 77H140V75H138ZM138 76H137V78H138ZM148 76V75H147ZM2 77V76H1ZM3 77H5L4 75H3ZM8 77V76H7ZM17 77V76H16ZM21 77H22V75H21ZM42 76H40L39 78H41ZM66 77V76H65ZM64 77V78H65ZM99 77V76H98ZM97 77V78H98ZM115 77V76H114ZM134 77H135V75H134ZM150 77V76H149ZM154 77V76H153ZM9 78H11V77H9ZM9 78H7V79H9ZM24 78H26V77H24ZM51 78V77H50ZM49 78V75L47 76V79H50ZM58 79V81L57 80H55V79ZM83 78V77H82ZM116 78V77H115ZM130 78V77H129ZM132 78V77H131ZM157 78V77H156ZM6 79V80H7ZM13 79H14V77H13ZM13 79L11 80L12 82H13ZM20 79V78H19ZM77 79H78V77H77ZM79 79H81V78H79ZM86 79V78H85ZM89 79V78H88ZM108 79V78H107ZM126 79V78H125ZM127 79H128V77H127ZM139 79V78H138ZM145 79V78H144ZM3 80H4V78H3ZM10 80V79H9ZM16 80V79H15ZM37 80H39V79H37ZM42 80H43V78H42ZM45 80V79H44ZM55 80V81H54ZM83 80V79H82ZM128 80H130V79H128ZM5 81V80H4ZM3 81V82H4ZM17 81V80H16ZM22 81H25V80H23V78H22V80H21V82ZM27 81V80H26ZM50 81V80H49ZM94 81V80H93ZM205 81V80H204ZM7 82V81H6ZM29 82V81H28ZM38 82V81H37ZM41 81H39V83H40ZM43 82V81H42ZM60 82V83H61ZM67 82V81H66ZM65 82V83H66ZM68 82H70V80L68 81ZM84 82H86L85 84H83V82H82V85H81V83H80V85L79 84H77L78 86V91H79V93H84V92H88V90L90 89V88H92V87H94V84H93V86L91 87V83H90V85L89 84H87L88 82H87V80H85ZM131 82V81H130ZM144 82V81H143ZM146 82H148V81H146ZM151 82V81H150ZM207 82V81H206ZM25 83V82H24ZM31 83V82H30ZM33 83H34V81H33ZM45 82H43L42 84H44ZM61 83V84H62ZM65 83H63L64 85H65ZM77 83H78V81H77ZM98 83V82H97ZM109 83V82H108ZM119 83V82H118ZM208 83V82H207ZM209 83H210V80H209ZM12 84V83H11ZM19 84V83H18ZM42 84H40V86L39 87H37V90L36 91H33L32 93H29L27 90V92L30 94V95H33L34 93H36V92H42V91H44L45 90V88L46 89H50L49 87H47V85H46V87L44 88L43 86H42ZM69 84V83H68ZM73 84V83H72ZM107 84V83H106ZM120 84V83H119ZM131 84V83H130ZM129 84V85H130ZM142 84V83H141ZM145 84V83H144ZM3 85H5V84H3ZM8 85V84H7ZM33 84L31 83L30 85L28 84V86L30 87V86H32ZM76 85V84H75ZM105 85V84H104ZM103 85V86H104ZM111 85H112V83H111ZM118 85V84H117ZM1 86V85H0ZM35 86V85H34ZM42 86V87H41ZM57 86V85H56ZM59 86V85H58ZM63 86V85H62ZM66 86H67V83H66ZM72 86H74V85H72ZM96 86V85H95ZM119 86H121V85H119ZM126 86H127V84H126ZM137 86V85H136ZM153 86V85H152ZM212 86V85H211ZM211 86H208V87H206V88H209V87H211ZM3 87V86H2ZM6 87V86H5ZM11 87H13V85L11 86ZM18 87H19V85H18ZM33 87V86H32ZM60 87V86H59ZM59 87H56V88H58V90L59 89H61V88H59ZM68 87V86H67ZM76 87V86H75ZM130 87V86H129ZM134 87V86H133ZM7 88V87H6ZM6 88H1L0 87V93H3L4 94V92H5V89ZM17 88V87H16ZM54 88V87H53ZM52 88V89H53ZM69 88V87H68ZM110 88V87H109ZM119 88V87H118ZM120 88H122V86L120 87ZM137 88V87H136ZM9 89V88H8ZM8 89H6V93H8L7 92V90ZM14 89V88H13ZM23 89V88H22ZM63 89V88H62ZM65 89H67V88H65ZM70 89H72V88H70ZM70 89H69V91H70ZM74 89V88H73ZM73 89H72V92H74L73 91ZM106 89V88H105ZM213 89H215L214 87H212V89L210 90V92H209V97H210V99H212L213 100V98L214 97H216V96H220V92H218V93H215V92H213L212 90ZM3 90V91H2ZM18 90V89H17ZM16 90V91H17ZM38 90H40V91H38ZM55 90V89H54ZM90 90H95V89H90ZM122 90V89H121ZM131 90H132V88H131ZM137 90V89H136ZM136 90H134V91H136ZM156 90H157V88H156ZM168 90H170L171 92H172V90L171 89H169L168 88ZM10 91V90H9ZM11 91H12V89H11ZM19 91V90H18ZM17 91V92H18ZM22 91V90H21ZM21 91H20V93H21ZM50 91H52V90H50ZM65 91V90H64ZM97 91V90H96ZM111 91V90H110ZM117 91H119L118 89H117ZM116 91V92H117ZM126 91V90H125ZM133 91V90H132ZM131 91V92H132ZM134 91H133V94L135 95V93H134ZM139 91V90H138ZM46 92V91H45ZM55 92H56V90H55ZM60 92H62V91H60ZM108 92V91H107ZM114 92V91H113ZM137 92V91H136ZM145 92V91H144ZM143 92V93H144ZM166 92V91H165ZM170 92V93H171ZM23 93H25V91L23 92ZM51 93V92H50ZM64 92H62V94H63ZM78 93V92H77ZM94 93V92H93ZM129 93V95L131 96L132 95V97H134V95L133 94H130V92H128ZM139 93V92H138ZM138 93H136V94H138ZM154 93H157V92H154ZM162 93V92H161ZM160 93V94H161ZM175 92H172V94L171 95H173ZM213 93H214V95H213ZM12 94V93H11ZM11 94H4L5 96H8V97H11L13 94H14V91H13V94L11 95ZM46 95L48 94V93H45ZM70 95L71 93L70 92H67L66 91V94L65 95ZM114 94H116V93H114ZM146 94L148 95L149 93H147V91H146ZM159 94V95H160ZM163 94V93H162ZM165 94L166 93H164V97H165ZM167 94H169V93H167ZM11 95V96H10ZM14 95H16V94H14ZM12 96V97H14L15 98V96ZM27 95V98H28V94H26ZM36 95V94H35ZM35 95H34V97H35ZM38 95V94H37ZM36 95V96H37ZM68 95L66 96L67 98H68ZM73 95V94H72ZM90 95H92V94H90ZM149 95H151V94H149ZM148 95V96H149ZM158 95V96H159ZM0 96H2V95H0ZM18 96V95H17ZM25 96V95H24ZM48 96V95H47ZM74 96H76V98H78L79 96L78 95H74ZM78 96V97H77ZM85 97H86V95H84ZM117 96V95H116ZM136 96V95H135ZM140 96V95H139ZM138 96V97H139ZM141 96H143V95H141ZM154 96V95H153ZM161 97H162V95H160ZM166 96H170V95H166ZM21 97L23 98V95H21ZM46 97V96H45ZM50 97V96H49ZM125 97V96H124ZM144 97H145V95H144ZM147 97V96H146ZM142 98L143 100V102L144 101H146V100H148L147 98ZM164 97H163V99H164ZM25 98H26V96H25ZM24 98V100H27V99H25ZM30 99L32 98V100H35L36 101V99H33V97H29ZM43 98V97H42ZM99 98V97H98ZM131 98V97H130ZM130 98H128V99H130ZM159 98V97H158ZM168 98V97H167ZM166 97H165V99L168 101H170L171 99H167ZM172 98V97H171ZM5 99L6 98H4L3 100L5 101ZM44 99V98H43ZM48 99V98H47ZM50 99V98H49ZM66 99V98H65ZM75 99V98H74ZM73 99V100H74ZM84 99V98H83ZM119 99V98H118ZM127 99V98H126ZM126 99H121V100H123L122 102H125L124 100H126ZM131 99H135V98H131ZM136 99H138L137 97H136ZM139 99H141V97L139 98ZM144 99H146V100H144ZM151 99H154V98H151ZM2 99H0V101H1ZM8 100H10V99H7V101H6V103L7 102H9ZM29 100V99H28ZM41 100V99H40ZM99 100V99H98ZM105 100H106V97H105ZM112 100V99H111ZM4 101H2V103L4 102ZM21 101V100H20ZM22 101H23V99H22ZM39 100H37V102H38ZM57 101V100H56ZM67 102L65 103V104H69V106H71L70 104L72 103V102H74V101H72L71 102V100H66ZM107 101V100H106ZM128 101V100H127ZM130 101V100H129ZM128 101V102H129ZM137 101V100H136ZM153 101V100H152ZM156 101H159L160 103H159V110H158V112L159 111H161V108H166L165 106H167L168 104H166L165 103V106H163L162 105V100H159V99H157L156 98ZM156 101H153V106L154 107H156V103H158V102H156ZM58 102V101H57ZM65 101L63 100V103H64ZM69 102V103H68ZM86 102V101H85ZM121 102V103H122ZM127 102V103H128ZM134 102H135V100H134ZM134 102H132V103H134ZM148 102H149V100H148ZM156 102V103H155ZM171 103H172V101H170ZM5 102H4V104H6ZM17 103V102H16ZM46 103V104H45ZM44 104L43 103H39L40 105L41 104H43L45 107H47V109H49L50 110V108H52V109H54L55 107L57 108V106H55L54 108H53V106L51 107L50 105V107L48 108V105H47V102H45ZM62 103V102H61ZM77 103V102H76ZM87 103H89L88 101H87ZM87 103H85L86 104V107H93L94 105H88ZM98 103V102H97ZM102 103V102H101ZM115 103V102H114ZM131 103V102H130ZM146 103H147V101H146ZM152 103V102H151ZM164 103V102H163ZM179 103V102H178ZM8 104V103H7ZM6 104V105H7ZM13 106H15L16 107V105H15V103L13 104V103H11ZM21 104H22V102H21ZM23 104H25L24 102H23ZM22 104V105H23ZM29 104V103H28ZM32 104H33V102H32ZM36 104V103H35ZM38 104V103H37ZM38 104V105H39ZM49 104V103H48ZM58 104L59 105H61L60 104V102H58ZM82 104H84V103H82ZM93 104H96V102H93ZM99 104V103H98ZM126 104V103H125ZM135 104H136V102H135ZM135 104H133L134 105V107L135 108H133L134 110H136L137 109V107L139 106L138 105V103L136 104V106H135ZM147 104H149V103H147ZM156 104V105H155ZM1 105V104H0ZM5 105V107H7ZM63 105V104H62ZM101 105V104H100ZM116 107H118L119 105L116 103ZM130 105V104H129ZM140 105H142V104H140ZM180 105V104H179ZM179 105L177 106V104L176 105H173L172 107H174V106H177V107H174V108H177V109H175L174 110V112H178V113H175V115H179V116H183L184 115V119L186 120L188 117H189V119H188V121L189 120H191L190 119V113H189V111H187V113H186V111H183V110H185V109H183V108H180L179 107ZM183 105V104H182ZM181 105V106H182ZM1 106H3L4 107V105L2 104ZM0 106V107H1ZM9 107H10V105H8ZM24 106V105H23ZM30 106V105H29ZM63 106H65V105H63ZM77 106V105H76ZM123 107H124V109H125V106L124 105H122ZM127 106V105H126ZM132 106V105H131ZM151 106H152V104H151ZM162 106V107H161ZM3 107H1L2 109H3ZM9 107H7V108H4L3 109V115L2 116H5V118L4 119H6L7 118V116H8V110L10 109L11 110V108H9ZM62 107V106H61ZM68 107V105H66V108ZM86 107H84L85 109H87ZM122 107V108H123ZM129 107V106H128ZM142 107V106H141ZM149 107H150V104H149ZM148 107V105H147V108H149ZM155 108V112L153 111V115H152V112H151V114H149L150 113V111H151V109L153 108H150V111H149V113H148V111L146 110V108L145 109H143L144 107H142L141 109L143 110V112L144 113H148V116H153V119L154 118H156L157 117V119H158V121H157V119H156V123L158 122V124H156V123H154V120H152V118H150V117H147V116H145V115H142V114H140L141 113V111L139 112V110H136L138 113H139V116H141V118L140 117H138L139 119H140V121H141V119H142V117L144 116V122H146L147 123V121H149L148 119H151L152 120V126L151 127H153L152 128V131L153 130H156V132H154V134H152L151 135V137L150 138H152V140L154 141H156V143L155 142H153L154 143V145H152L153 143H152V141H147V142H151L152 144V148H150V149H155L156 148V144H157V148H156V152L157 153H155V154H153V152L154 151H152V153L150 152V151H148L150 154H151V156L153 157L154 155H156V156H154V161H155V163L154 164H156V166L154 165V168L155 169H153V165H146L145 167H144V170H146V172L143 174V175H141L140 177L138 176V174H139V172L137 171V170H135L136 168V166H134L133 164H131L130 162L128 163V164H126V169H125V171H126V173L128 174H126L128 177L127 178H125L124 179V177L122 176V178L124 179V180H122V178H121V175L119 176V178L120 179H118V180H120L121 182H118L119 183V186H117V184L118 183H115V182H112V184H114L115 186H114V188L113 189H110V188H102V185H100V183L97 181L96 182V180H95V184H91L90 183V185H93L92 187H95L96 185V189L97 190H94L95 192H97V193H95V192H93V194L95 193V196L97 197V198H99L98 196H100V198H99V202L100 203H102L100 200H104V202H103V206H101L99 203H97L96 204V202L94 201V203L92 202L95 198H91V197H89V198H91L92 199V201L89 199V202H88V199L87 200H85V201H83V200H81V202L80 203H77L76 201H75V198L74 197H76L77 195H73L74 197H72L70 194V192H72V190L71 191H68V193H70L69 194V196H71V198L70 199H72L73 198V201L74 202H76L77 204H76V208L74 209V205H75V203L73 204V202H70V203H68L69 201H67L66 203L70 206V204L72 203V206H70V207H68V205H64L65 206V208H64V206L63 205H61V203L60 204H58V205H61L62 207H60V210L61 209H63V210H61L62 212H60V215L59 216H57V217H55V218H53V219H55V220H53V222H54V225H52L53 227L51 228V230L48 232H46V234H44L43 232L47 229H45L44 227H41L40 226V228H44L45 230L43 231H41V229H40V231L43 233V235L41 234V232H39V230H37V231H35V232H37V234L38 235H42V237H40L42 240H40L41 242H40V244H34V248L32 249H30L31 251V253H32V256L35 258V262L37 263V264H59L58 262L59 261H61V263L60 264H120L123 260H121V259H124L125 258V261H128L127 260V256L126 255H128L127 253L129 252V251H132V243H133V241H132V239L135 237V236H137V235H139V234H141V233H139V232H141V229L139 228V226H143V224L145 223L143 220L145 219V218H148L149 217V215H150V213H151V211H152V209L151 208H154V207H157V205H161L162 203H164L165 202V197L164 196H162V193H166V187L168 186V184L167 183H170V175H172L171 174V172L173 171V169H174V165L172 166L171 164H170V162H168V164H167V162L166 163H163V161L165 162V160L166 161H168L169 159L167 158V156H168V154L169 153H167V152H169L168 150L166 151V147L168 148V149H171L173 146L171 145L172 144V142L174 141V140H176L177 138H175L174 140L171 138V142L167 139V137H166V135L168 136V134H170L171 133V130H168V131H170V132H168L166 129H165V125H169L170 126V129H172V128H176V127H180V128H176L177 130L176 131H179V132H181V130H182V132H184V130L183 129H181V126H180V124H179V126L176 124V122L174 121V123L171 121V123L170 124H172V125H170V124H167V123H165V120H167L166 119V114H169L170 113V106L168 107V109H169V111H168V113L166 112L165 113V109L164 110H162V111H164V114L165 115H163L162 113L161 114H159V113H157V109L158 108ZM179 107V108H178ZM185 107H187V106H185ZM21 108H22V106H21ZM20 108V109H21ZM23 108H25V107H23ZM63 108V107H62ZM69 108V107H68ZM77 108V107H76ZM111 108V107H110ZM110 108H105V109H107V110H111ZM114 108V107H113ZM121 108V107H120ZM139 108H140V106H139ZM138 108V109H139ZM2 109H0V110H2ZM16 109H17V107H16ZM20 109H18V110H20ZM26 109V108H25ZM24 109V110H25ZM51 109V110H52ZM81 109V111H82V113H83V110H82V108H80ZM84 109V110H85ZM116 109H118V108H116ZM131 109H132V107L130 108L129 107V111L131 112H129V111H127V112H129L130 113V115H132L133 114V112H135L133 109V111H131ZM173 109V108H172ZM179 109V110H178ZM5 110V111H4ZM24 110H22V112H24ZM51 110H50V112H51ZM79 110V109H78ZM104 110V109H103ZM115 110V109H114ZM113 110V111H114ZM128 110V109H127ZM166 110H167V108H166ZM184 112L186 115H187V117H186V115L185 114H183L182 112ZM191 110V109H190ZM7 111V112H6ZM41 111V110H40ZM39 111V112H40ZM44 111H45V109H44ZM65 111H67V110H64L63 111V113L65 112ZM71 111V110H70ZM69 111V112H70ZM88 110H86V112H87ZM96 111V110H95ZM100 111H102V110H100ZM105 112H106V110H104ZM102 112L103 114H102V116H104V113L105 112ZM119 111L120 110H118V112L117 113H119ZM0 112V113H1ZM4 112H6V113H4ZM21 112V111H20ZM20 112H17V113H19V114H22V112L20 113ZM26 112H28V111H26ZM32 112H35V111H32ZM52 112H53V114H55V112L52 110ZM60 112V111H59ZM58 111H57V113H59ZM68 112V111H67ZM66 112V113H67ZM89 112H92V111H89ZM89 112H88V114H89ZM94 112V111H93ZM97 112H98V110H97ZM121 112H123V111H121ZM96 113V112H95ZM94 113V114H95ZM136 113V112H135ZM143 113V114H144ZM194 113V112H193ZM5 114V115H4ZM10 114H12V110H11V112H9V116H8V119H6V120H9L10 122L12 121V116L14 115V113L11 115V117H10ZM18 114V116L20 117L21 115H19ZM29 114V113H28ZM37 114V112H35V115ZM40 114H42V113H39V114H37L38 116L37 117H39L40 116ZM71 114V113H70ZM85 114V113H84ZM92 114V113H91ZM100 112H99V115L98 116H96L97 117V119L99 120V121H101V120H103V121H105L104 123H106V125L108 124L107 122L109 121V120H107V119H105L104 117H102L103 119H101V116H100ZM107 114V113H106ZM116 114V113H115ZM156 114H157V116H156ZM23 115H27L26 113H24ZM22 115V116H23ZM34 115V114H33ZM43 116L45 115L44 113L42 114ZM41 115V116H42ZM47 115H49L50 116V114H49V112H48V114ZM69 115V114H68ZM77 115V114H76ZM75 115V116H76ZM96 115V114H95ZM108 115V114H107ZM133 115H136V114H133ZM138 115V114H137ZM161 115V116H160ZM192 115V114H191ZM31 115H29V116H26L27 118L28 117H30ZM42 116V117H43ZM52 116V115H51ZM89 116H90V114H89ZM110 116V115H109ZM128 116V115H127ZM158 116H160V118H158ZM169 116V115H168ZM217 116H218V112H217ZM220 116V115H219ZM42 117L40 118V120L42 119ZM84 117H86L85 115H84ZM93 116H91V118H92ZM96 117H94V119L93 120H95L96 121ZM112 117H113V114H112ZM117 117V116H116ZM133 117V116H132ZM131 116H130V118H132ZM136 117V116H135ZM145 117H147L146 118V120H145ZM165 117V118H164ZM170 117V119L172 120V118L174 117V116H169ZM24 118V117H23ZM34 118H35V116H34ZM45 119V121L47 120V118L46 117H44ZM50 118V117H49ZM48 118V120H50V123L51 122H53L52 120L54 119V117H53V119H49ZM58 118V117H57ZM107 118V117H106ZM120 118V117H119ZM129 118V119H130ZM1 119V118H0ZM14 119V118H13ZM19 119V118H18ZM25 119V118H24ZM61 119V118H60ZM69 119H70V117H69ZM88 120L90 119V117H88L87 118ZM108 119H109V117H108ZM113 120L115 119V117L114 118H112ZM111 119V120H112ZM123 119V118H122ZM125 119V118H124ZM16 119H14V121H15ZM28 120H29V118H28ZM27 120V121H28ZM58 120V119H57ZM64 120V119H63ZM62 120V122H64L65 123V121L66 120H64L63 121ZM70 120H72V119H70ZM69 120V121H70ZM87 120V121H88ZM93 120H91V121H93ZM134 120V119H133ZM132 120V121H133ZM137 121V125H140L139 123V121H138V119H136ZM161 120V121H160ZM8 121V122H9ZM13 121V122H14ZM19 121H20V119L18 120V123H19ZM37 121H38V119H37ZM99 121H98V123H97V125L99 124ZM102 121V122H103ZM116 121V120H115ZM168 121H169V119H168ZM187 121V120H186ZM23 122H24V120H23ZM40 122V121H39ZM44 122V121H43ZM47 122V121H46ZM46 122H44V124L46 123ZM89 122V121H88ZM88 122H86V123H88ZM102 122H100L101 123V125H102ZM112 122V121H111ZM111 122H109L110 124H111ZM122 122H123V120H122ZM121 122V123H122ZM124 122H126V121H124ZM123 122V123H124ZM128 122V121H127ZM135 122V121H134ZM150 122V121H149ZM170 122V121H169ZM21 123V122H20ZM29 123H31L32 124V120L29 122ZM50 123H48V125H47V127L46 128H48V126H50ZM54 123V122H53ZM70 123H71V127H73L72 125V122L70 121ZM90 123V122H89ZM88 123V124H89ZM103 123V124H104ZM114 123H117V121L116 122H114ZM120 123V122H119ZM118 123V124H119ZM120 123V124H121ZM123 123H122V125H123ZM130 122H128V124H129ZM220 123H221V121H220V119L219 118H217V124H219L220 125ZM1 124H3V123H1ZM17 124V123H16ZM25 124H26V122H25ZM31 124L29 125V128H30V130H32V127H31ZM37 124H38V122H37ZM79 124V123H78ZM83 124V123H82ZM133 124H136V123H133ZM143 124V123H142ZM141 124V125H142ZM155 124V125H154ZM6 125V124H5ZM10 126H8L9 128L12 126L11 124H9ZM41 125V124H40ZM53 125V124H52ZM51 125V126H52ZM55 125V124H54ZM59 125V124H58ZM58 125H56L55 127H57ZM65 125V124H64ZM75 126H76V123L74 124ZM80 125V124H79ZM91 125H92V123H91ZM93 125H95L96 127H99V126H97L95 123H93ZM92 125V127H95V126H93ZM109 125V124H108ZM130 125H131V123H130ZM137 125H136V127H137ZM147 125H149V124H147ZM176 125V126H175ZM7 126V125H6ZM20 126H22L21 124H20ZM74 126V127H75ZM81 126V125H80ZM79 126V127H80ZM84 126H85V124H84ZM115 126V125H114ZM119 126V125H118ZM134 126V125H133ZM144 124H143V128H144ZM156 126V127H155ZM171 126H174V127H172L171 128ZM13 127V126H12ZM11 127V129H13V128H15V127H13L12 128ZM42 127V125L40 126V128ZM61 127V129H63L62 128V126H60ZM69 127V126H68ZM67 127V128H68ZM78 127V128H79ZM87 127V126H86ZM88 127H91L90 126V124H89V126ZM87 127V128H88ZM92 127H91V130H92ZM102 127H103V125H102ZM101 127V128H102ZM107 127L108 126H106V128H104L105 130H107ZM109 127H111V125L109 126ZM141 127V126H140ZM146 127V126H145ZM168 127V126H167ZM184 127V126H183ZM2 128V127H1ZM19 128V127H18ZM23 128V127H22ZM36 129H37V127H35ZM38 128H39V126H38ZM45 128V129H46ZM58 128V130L59 131H61L60 129H59V127H57ZM125 128V130H126V127H124ZM154 128H156V129H154ZM184 128H186V127H184ZM3 129V128H2ZM8 129V128H7ZM49 129V128H48ZM86 129V128H85ZM90 129V128H89ZM96 129V128H95ZM98 129V128H97ZM129 129V128H128ZM140 129H142V127L140 128ZM140 129H138L139 131H140ZM168 129H169V127H168ZM181 129V130H180ZM15 130H16V128L15 129H13V133L15 132ZM18 130H21V128H19ZM18 130H16V133H14V135L15 134H17V137L19 136L20 137V134L21 133H19L20 131H18ZM43 130V129H42ZM51 130V129H50ZM53 130H54V128H53ZM52 130V131H53ZM57 130V132H59ZM65 129H63L62 131H64ZM101 130V129H100ZM100 130H96L97 132H99ZM105 130H103L104 131V134H102V132L103 131H101L100 133H101V135H105ZM119 130V129H118ZM145 130V129H144ZM144 130H141V131H144ZM175 129H173V131H174ZM6 130H3V132H5ZM7 131H11V130H7ZM17 131H18V133H17ZM47 131V130H46ZM45 131V132H46ZM62 131H61V133L60 134H58V135H61L62 134ZM68 131H71V132H74L75 131V129L72 131V130H68ZM67 130H66V133H67V135H68V132ZM76 131H77V128H76ZM87 131V130H86ZM94 131L95 130H93V131H91V132H93L94 133ZM119 131H121V130H119ZM119 131H118V133H119ZM141 131L140 132H138V131H136V129H134L133 128V130H132V132H136V134H137V132L138 133H141ZM167 131V132H166ZM172 131V132H173ZM188 131H190V130H188ZM0 132H1V129H0ZM9 132H6L7 134L9 133ZM25 132H27V131H25ZM42 132V131H41ZM56 132V133H57ZM65 132V131H64ZM78 132V131H77ZM96 132V133H97ZM107 132H109V130L107 131ZM129 133H130V130L128 131ZM175 132V131H174ZM5 133V134H6ZM47 133H49L48 131H47ZM56 133H54V134H56ZM100 133H98V134H100ZM114 133V132H113ZM121 133V132H120ZM143 133V132H142ZM168 133V134H167ZM177 133V132H176ZM11 134V132L9 133V135ZM23 134V133H22ZM22 134H21V136H22ZM25 134V133H24ZM23 134V135H24ZM51 134H53V133H51ZM71 133H69V135H70ZM74 134V133H73ZM112 134V133H111ZM128 134V133H127ZM143 134H145V133H143ZM150 134V133H149ZM149 134H148V136H149ZM156 134V135H155ZM171 134H173V133H171ZM36 135V134H35ZM41 136L42 138H44V136L43 135H41V134H37V136ZM63 135H65V134H63ZM68 135V136H69ZM72 135V134H71ZM75 135V134H74ZM85 135H86V133H85ZM107 135V134H106ZM124 135V134H123ZM131 135V134H130ZM133 135H135V134H133ZM140 134H138V136H139ZM7 136V135H6ZM10 136H13L12 134L10 135ZM25 136H26V134H25ZM30 136V135H29ZM39 136V137H40ZM54 136V135H53ZM80 136H81V134H80ZM94 136H95V134H94ZM120 136V135H119ZM118 136V137H119ZM143 136V135H142ZM142 136H140L141 137V141L143 142V140L145 139L146 140V138L148 137V136H146V138H144L143 140H142ZM154 136V137H153ZM170 136V135H169ZM16 137V136H15ZM18 137V140L20 139ZM56 137V136H55ZM61 137H63L62 135H61ZM65 138H66V136H64ZM101 137V136H100ZM108 137V136H107ZM121 137H122V135H121ZM139 137V138H140ZM157 137H159V140L160 139H162V142H163V140H165L164 141V143L165 144H163V143H161L160 144V146H159V143H160V141H158L157 142V140L155 139V138H157ZM1 138H4V136H3V134H2V137ZM0 138V139H1ZM6 138V137H5ZM23 138V137H22ZM57 138V137H56ZM130 138V137H129ZM138 138V139H139ZM150 138H148L149 140H151ZM154 138V139H153ZM174 138V137H173ZM189 138V137H188ZM28 139V137L26 138V140ZM29 139H31V138H29ZM40 139V138H39ZM58 139V138H57ZM75 139V138H74ZM103 139V138H102ZM125 139H127V137L125 138ZM137 139V138H136ZM137 139V140H138ZM183 139V138H182ZM1 140H3V139H1ZM7 140V139H6ZM9 140H10V138H9ZM9 140H7V141H9ZM11 140H12V137H11ZM13 140H15V138L13 139ZM25 140V138L24 139H22L21 141H25V143H27V141ZM34 140V139H33ZM43 140V139H42ZM51 140V139H50ZM70 140H71V138H70ZM103 140H105V138L103 139ZM135 140V139H134ZM137 140H136V142H137ZM4 141V140H3ZM20 141V142H21ZM36 141H37V139H36ZM39 141V140H38ZM47 141V140H46ZM52 141V140H51ZM177 141L178 140H176V141H174L175 142V144L177 143ZM186 141H188V140H186ZM6 142V141H5ZM18 141H15V144H14V147H15V145H16V143H17ZM28 142H30V143H34V142H32V140L30 141H28ZM70 142V141H69ZM75 142H78V140L77 141H75ZM74 142V143H75ZM80 143H83V142H81V141H79ZM123 142V141H122ZM138 142H140L139 140H138ZM145 142V141H144ZM147 142H145V143H147ZM179 142H181V140H179ZM179 142H178V144H179ZM190 142V140L188 141V143ZM192 142V141H191ZM190 142V143H191ZM2 143V142H1ZM0 143V144H1ZM9 143H14V141H10V142H8L7 144H9ZM125 143V142H124ZM124 143H121L122 145L124 144ZM145 143H143L144 145H145ZM84 144V143H83ZM142 144V145H143ZM149 144V143H148ZM184 144V143H183ZM187 144V143H186ZM261 145H256V146H254V147H252L251 149H249L247 152V154L246 155H243V156H241L240 158H238V159H236L235 160V162L234 163H232L233 165H232V167H226V166H223V168H221V169H219V170H217L212 176H211V178H209V180L208 181H206V182H204L203 184L201 183V186L198 188V190H196L195 192L193 191V193L194 194H196V195H198V193L199 194H201L202 193V191H203V193L205 192L204 191V188L206 189V190H208V185L210 184V183H215L217 180L218 181H222V183H220L219 185L220 186H222L221 184H223L224 182H225V179H227L228 177H230V174H231V170L230 169H232L233 170V168L235 167V165H237V169L238 168H241L242 169V171H243V167H238V164L239 163H241V162H243V161H248L249 159H250V157L253 159V157H254V155L257 153V152H259L262 148H263V146H264V142H262V143H260ZM10 145V144H9ZM11 145H13V144H11ZM21 145H22V143H21ZM27 145H30L29 143L28 144H26V147H27ZM32 146H33V144H31ZM136 145V144H135ZM143 145V146H144ZM147 145V144H146ZM190 145V144H189ZM6 146V144L4 145V147ZM8 146V145H7ZM142 146V147H143ZM148 146L149 145H147L146 147L148 148ZM187 146H188V144H187ZM3 147V146H2ZM1 147V148H2ZM12 147V146H11ZM141 147V146H140ZM141 147V148H142ZM0 148V149H1ZM6 148V147H5ZM22 148V147H21ZM38 148V147H37ZM126 148V147H125ZM136 148V147H135ZM138 148L139 147H137L136 149L138 150ZM140 148V150H143V149H141ZM146 148V149H147ZM159 148V149H158ZM4 148H2V150H3ZM14 149V148H13ZM19 149H20V146H19ZM18 149V150H19ZM25 149V148H24ZM26 149H28V148H26ZM35 149V148H34ZM163 149H165V153L163 154L162 152H163ZM139 150V151H140ZM149 150V149H148ZM17 151V150H16ZM16 151H14V152H16ZM122 151V150H121ZM132 151V150H131ZM172 151V150H171ZM186 151V150H185ZM13 152V154H15ZM20 152V151H19ZM18 152V153H19ZM23 152H26V150L25 151H23ZM34 152H36V151H34ZM120 152V151H119ZM128 152V151H127ZM136 152H138V151H136ZM147 152V153H148ZM0 153H1V150H0ZM89 153V152H88ZM124 153V152H123ZM133 153V152H132ZM146 153V152H145ZM146 153V154H147ZM148 153V154H149ZM163 155H162V154ZM7 152H5V149H4V151H2V153H1V155H2V157H6L7 156ZM34 154V153H33ZM35 154H37V153H35ZM34 154V155H35ZM129 154V153H128ZM134 154V153H133ZM145 154V155H146ZM150 154H149V157H148V155H146L145 156V158L147 157V160H148V163H150L151 162V159H152V157L150 156ZM153 154V155H152ZM19 155H21V152H20V154ZM24 154H22V156H23ZM31 155V154H30ZM30 155H27V156H30ZM39 155V154H38ZM117 155V154H116ZM137 155V154H136ZM13 156V155H12ZM126 156H128L127 155V153H126ZM139 156V155H138ZM142 156V155H141ZM144 156V155H143ZM34 157V156H33ZM119 157V156H118ZM123 157V156H122ZM151 157V159H148V158H150ZM10 158H11V155H10ZM9 158V159H10ZM24 157H22V159H23ZM27 158V157H26ZM29 158H31V156L29 157ZM35 158V157H34ZM34 158H33V160H34ZM139 158H141V157H139ZM173 158H175L174 156H173ZM0 159H1V157H0ZM17 159H21L19 156H18V158ZM32 159V158H31ZM132 159H133V157H132ZM143 159V158H142ZM153 159H152V162H154L153 161ZM179 159V158H178ZM4 160V159H3ZM2 160V161H3ZM15 160H16V158H15ZM24 160V159H23ZM25 160H27V159H25ZM25 160L24 161H21V163H20V161H18V163H20L21 165H23L24 163H25ZM36 160V159H35ZM144 160V159H143ZM142 160V161H143ZM149 160H150V162H149ZM1 161V160H0ZM1 161V163H3ZM5 161V160H4ZM29 161V160H28ZM44 160H42V162H43ZM250 161H251V159H250ZM12 162V161H11ZM10 161H9V163H8V161H7V164H9V167L7 166L6 167V169H5V171H7V169H8V171L6 172V174L4 175V173H5V171H3L2 170V168L3 167H1V169H0V171L2 170L3 172H1V174H2V177H0V179L2 178V181L4 182V179H3V176H4V178L6 177V179L8 180V182L10 181V178L9 177H7V176H9V174L7 175V173H9V170H10V167H12V170L13 169H15L14 168V166L13 165H15L14 164V160H13V165H10V163H11ZM27 162V161H26ZM33 162V161H32ZM38 162V161H37ZM36 162V163H37ZM46 162V161H45ZM50 164L52 163L50 160L48 161ZM99 162H101V161H99ZM120 162V161H119ZM139 162V161H138ZM251 162H253V161H251ZM6 163V162H5ZM5 163H4V165H5ZM17 163V164H18ZM30 163V162H29ZM34 163H35V161H34ZM47 163V162H46ZM140 163H141V161H140ZM27 164V163H26ZM38 165H39V163H37ZM48 164V163H47ZM147 164V163H146ZM173 164V163H172ZM175 164V163H174ZM25 165V164H24ZM52 165V164H51ZM50 165V166H51ZM93 165H94V167H95V164L93 163ZM92 165V166H93ZM97 165H99L98 163H97ZM2 166V165H1ZM19 166V165H18ZM17 166V167H18ZM40 167H43V166H41V164L39 165ZM47 166V165H46ZM45 166V167H46ZM49 166V165H48ZM47 166V167H48ZM49 166V167H50ZM91 166V165H90ZM172 166V167H171ZM229 166H231V165H229ZM46 167V168H47ZM49 167H48V169H49ZM140 168H141V166H139ZM27 168V167H26ZM33 168H35V167H33ZM44 168V167H43ZM46 168L43 170V171H45L46 170ZM78 168H80V167H78ZM135 168V169H134ZM228 168H230L229 170H228ZM4 169V168H3ZM18 169V168H17ZM20 170H22V168H19ZM42 169V168H41ZM40 169V171H41V173H42V170ZM75 168H72V171L74 170ZM137 169H139L138 167H137ZM34 170V169H33ZM135 172H134V171ZM248 170V169H247ZM255 170V173H256V177H257V180H258V182H259V184L260 183H262L263 182V180H264V171H261V170H259L258 168H256V169H254ZM29 171V170H28ZM28 171H27V173H28ZM30 171H31V169H30ZM29 171V174L32 172H30ZM36 171H38V170H36ZM49 171V170H48ZM53 171H55V170H53ZM71 171V172H72ZM137 171V172H136ZM143 171V170H142ZM141 171V172H142ZM240 171V170H239ZM238 171V172H239ZM241 171V172H242ZM23 172H24V170H23ZM123 172V171H122ZM228 172H230V174L228 175V177H227V173ZM235 172V171H234ZM238 172H237V174L235 173V175L237 176H239L238 178H240V175L242 176V174H243V172H242V174H238ZM33 173V172H32ZM38 173H39V171H38ZM47 173V172H46ZM45 172L43 173V175L44 174H46ZM52 172H51V170H50V173L49 174H51ZM143 173V172H142ZM174 173V172H173ZM18 175H19V173H17ZM25 174V173H24ZM37 174V173H36ZM56 174V173H55ZM233 174V173H232ZM12 175V174H11ZM22 175V174H21ZM102 175V174H101ZM100 175V176H101ZM1 176V175H0ZM27 176H28V174H27ZM103 176H105V175H103ZM138 176V177H137ZM17 177V176H16ZM21 177H23V176H21ZM21 177H20V179H21ZM36 177H37V175H36ZM35 177V178H36ZM39 177H43V176H39ZM126 177V176H125ZM18 178H19V176L16 178V180H13V181H20V180H18ZM29 178V177H28ZM28 178H27V180H28ZM31 178H32V176H31ZM38 178V177H37ZM44 178V177H43ZM52 178V177H51ZM91 178V177H90ZM104 178V177H103ZM232 177H230V179H231ZM13 179V178H12ZM40 179V178H39ZM53 179H56V178H52V180ZM98 179H100V178H98ZM107 179V178H106ZM237 179V177L234 179V181ZM23 180V179H22ZM31 180V179H30ZM43 179H41V181H42ZM45 180V179H44ZM111 180H114V178L113 179H110V181ZM115 180H117L116 178H115ZM117 180V181H118ZM224 180V181H223ZM35 181V180H34ZM39 181V180H38ZM49 181V180H48ZM53 181H55V180H53ZM59 181V180H58ZM89 181V180H88ZM227 181V180H226ZM228 181H229V179H228ZM231 181V180H230ZM3 182H1L0 181V183L3 185L4 183ZM33 182V181H32ZM44 182H46V181H44ZM240 182V181H239ZM239 182H237V183H239ZM6 183V182H5ZM10 183L12 184V182L10 181ZM15 183V182H14ZM35 183V182H34ZM41 183V182H40ZM39 183V184H40ZM43 183V182H42ZM72 183V182H71ZM226 183V182H225ZM225 183L223 184V189H225L224 190V192L226 191V193L227 192H230V190H229V187H226L225 186ZM229 183V182H228ZM228 183H226L227 184V186H228ZM1 184H0V193L2 194V191H1V189H3V186L1 187ZM7 184V183H6ZM11 184H10V186H11ZM30 184V183H29ZM38 184V183H37ZM39 184H38V187H39ZM44 184V183H43ZM48 185H49V182L47 183ZM51 184H54V183H51ZM106 184V183H105ZM105 184H103L104 186H105ZM109 184H110V182H109ZM233 185V183L232 182H230V185ZM15 185H17V184H15ZM25 185H27V184H25ZM32 185H36V183L35 184H31V186ZM111 185V184H110ZM125 187H124V186ZM126 185H127V187H126ZM129 185H132L133 187H131V186H129ZM230 186L233 190L235 189L236 190V188H234V187H236V186ZM6 186V185H5ZM4 186V187H5ZM12 186H14V184L12 185ZM23 186V185H22ZM22 186H21V188H22ZM41 186H42V184H41ZM43 186H45V185H43ZM66 186V185H65ZM80 186V185H79ZM87 186V185H86ZM89 186V185H88ZM107 186L109 187V185L107 184ZM121 186V187H120ZM225 186V187H224ZM16 187V186H15ZM17 187H20V186H17ZM32 187H34V186H32ZM38 187H35V189L37 188V190L36 191H39V189H38ZM49 187V186H48ZM57 187V186H56ZM85 187V186H84ZM131 187V188H130ZM137 188V190H136V188ZM207 187V188H206ZM246 187V186H245ZM6 189H8L9 187L7 186V187H5ZM4 188V189H5ZM12 188V187H11ZM11 188H10V191H16L15 189H17V188H14V190L12 189L11 190ZM20 188V189H21ZM28 188V187H27ZM30 188V187H29ZM40 188V187H39ZM89 188V187H88ZM135 189L134 190V192H133V190L132 189ZM219 188H221V187H219ZM221 188V190H223ZM23 189V188H22ZM31 189V188H30ZM44 189H46V190H44ZM42 188L41 189V191H45V192H47L48 190H47V186L45 187V188ZM85 189H86V187H85ZM84 189V190H85ZM90 189H91V187H90ZM95 189V188H94ZM131 189V190H130ZM228 189V190H227ZM231 189V192H233V190ZM9 190V189H8ZM8 190L6 191L5 190V192H8ZM52 190V189H51ZM50 189H49V191H51ZM64 190V189H63ZM83 190V189H82ZM88 190V189H87ZM87 190H85V191H87ZM93 190V189H92ZM110 190V191H109ZM221 190H219V191H221ZM19 191V190H18ZM17 191V193L19 194V192ZM48 191V192H49ZM60 191V189H58V193H60L59 192ZM67 191V190H66ZM65 191V192H66ZM107 191H109V192H107ZM218 190L216 191V193L217 192H219ZM47 192V193H48ZM56 192V193H57ZM63 192V191H62ZM62 192H61V194H62ZM64 192V193H65ZM75 192V191H74ZM10 193V195L12 194L11 192H9ZM41 193V192H40ZM51 193V192H50ZM53 193V192H52ZM57 193V194H58ZM15 194H16V192H15ZM20 194H24L23 192H22V190H21V193ZM19 194V196H15L16 197V199H17V197H21L22 195H20ZM54 194V193H53ZM74 194V193H73ZM91 194V193H90ZM97 194V195H96ZM219 194V193H218ZM227 194H229V196H230V194L231 193H227ZM243 194V193H242ZM4 195L6 196L7 195V193H5V194H2V196L3 197H1L0 196V198H5L4 197ZM10 195H9V199H11L10 198ZM13 195V194H12ZM25 196H27L26 194H24ZM49 195V194H48ZM52 195V194H51ZM68 195V194H67ZM223 195H224V193H223ZM226 195V194H225ZM240 195V194H239ZM247 195H248V193H247ZM91 196H92V194H91ZM193 196V195H192ZM195 196V195H194ZM216 196H221L220 194L219 195H217V194H215V196H214V198L216 197ZM227 196V195H226ZM228 196V197H229ZM241 196V195H240ZM239 196V197H240ZM243 196V195H242ZM14 197V198H15ZM78 197V196H77ZM86 197H88V196H86ZM230 197H232L233 198V196L231 195ZM14 198L13 199H11V201H10V203H11V207L13 206L12 204V202H14L15 203V201H14ZM22 198H24V196H22ZM26 198V197H25ZM24 198V199H25ZM97 198H96V200H97ZM218 198V197H217ZM217 198H216V201H217ZM223 197H221V200H223L222 199ZM231 198V199H232ZM234 198H235V196H234ZM241 198V197H240ZM19 199V198H18ZM78 198H76V200H77ZM80 199H81V196H80ZM79 199V200H80ZM237 199H239V198H237ZM236 199V200H237ZM247 199V198H246ZM6 200V199H5ZM57 200V199H56ZM54 201V202H56L57 203V201ZM79 200H77L78 202H79ZM213 201H214V199H212ZM240 200V199H239ZM243 200V199H242ZM248 200V199H247ZM9 201H7V202H9ZM16 201H19V200H16ZM46 201V200H45ZM44 201V202H45ZM49 201H51V200H49ZM65 201V200H64ZM72 201V200H71ZM84 203H83V202ZM228 201H231L230 199L228 200ZM227 201V202H228ZM244 201V200H243ZM7 202H6V204H7ZM60 202V201H59ZM219 202H221V201H219ZM236 202H238V201H236ZM2 203V202H1ZM10 203H8V205H10ZM48 203V202H47ZM53 203V202H52ZM104 203H106V204H104ZM223 203V202H222ZM224 203H226V201L224 202ZM16 204H17V202H16ZM212 204H213V202H212ZM215 204H217V202H215ZM214 204V205H215ZM221 204V203H220ZM45 205V204H44ZM48 205H50V204H48ZM56 205V204H55ZM222 205V204H221ZM223 205H225V204H223ZM222 205V206H223ZM5 206H7V205H5ZM17 206H19L18 204H17ZM16 206V207H17ZM51 206H52V209L54 210V211H56L54 208H53V205L51 204ZM51 206L50 207H48V208H51ZM105 206V207H104ZM106 206H109L108 207V209L109 210H113V212H111V213H114V214H111V216L109 215L110 213H109V210H107V209H105L106 208ZM112 207V209H110L111 207ZM220 206V205H219ZM0 207H3L1 204H0ZM13 207H15V206H13ZM46 207V206H45ZM44 206H43V208H45ZM55 207H57V206H55ZM215 207V206H214ZM42 208V207H41ZM41 208H40V210H41ZM42 208V209H43ZM48 208H46V209H48ZM224 208H226V206L224 207ZM219 209V208H218ZM223 209V208H222ZM222 209L220 210V211H222ZM16 210H18V207H17V209ZM107 210V211H106ZM224 211V215L226 216V219H227V217H228V213H231V211H232V208L231 207H228V208H226V209H224L223 210ZM59 212V211H58ZM153 212V211H152ZM210 212H212V211H210ZM209 212V213H210ZM46 213V212H45ZM52 214H53V212H51ZM51 213H50V215H51ZM56 214V212L54 213V215H57ZM219 214V213H218ZM221 214V213H220ZM48 215V210H47V213H46V216ZM53 215V216H54ZM113 215V216H112ZM158 214H156V216H157ZM222 215H223V213H222ZM153 216V215H152ZM48 217H49V215H48ZM52 217V216H51ZM151 217V216H150ZM42 218V217H41ZM40 218V219H41ZM46 219V218H45ZM50 219H52V218H50ZM150 219H152V218H150ZM44 220V219H43ZM147 221V220H146ZM144 222V223H143ZM40 223V222H39ZM46 223V222H45ZM44 223V224H45ZM49 223V222H48ZM42 224H43V222H42ZM47 224V223H46ZM45 224V225H46ZM62 224H64L63 226H62ZM146 224V223H145ZM144 224V225H145ZM148 224H149V222H148ZM47 226V225H46ZM49 226H51L50 224H49ZM141 226V227H142ZM60 227H62V228H60ZM136 227V228H135ZM145 227V226H144ZM50 228V227H49ZM135 228V229H134ZM137 228L138 229H140V231L138 232V230H137ZM137 230V232L135 233V231ZM142 230H144V229H142ZM50 232H53L54 234H51V236H49V233ZM143 232V231H142ZM135 233V234H134ZM139 233V234H138ZM37 234H35V235H37ZM63 234H64V236H63ZM70 234H71V236H70ZM45 235V236H44ZM73 235L75 236V238H73ZM66 236V239H61V238H63V237H65ZM69 236V237H68ZM36 237V236H35ZM34 237V238H35ZM71 237V238H70ZM39 238V239H40ZM67 238H69V239H67ZM138 238V237H137ZM137 238H135V239H137ZM16 239V238H15ZM72 239H75V240H73L74 241V244L71 242V243H69L68 242V240L69 241H71ZM134 239V240H135ZM17 240V239H16ZM36 240H38V239H36ZM17 242V241H16ZM39 242V241H38ZM137 242V241H136ZM135 242V243H136ZM42 243V244H41ZM134 243V244H135ZM70 244H72V245H70ZM2 245V244H1ZM4 245V244H3ZM135 245H137V244H135ZM8 247H9V245H7ZM5 247H6V245H5ZM11 247V246H10ZM135 248V247H134ZM2 249V248H1ZM0 249V250H1ZM3 249H8V248H3ZM2 249V250H3ZM11 249H12V253L13 254H15L16 255V253H15V251L13 252V247H11ZM159 249V248H158ZM158 249H156L154 252H155V255L157 256V253H156V251L158 250ZM10 251V250H9ZM159 251V250H158ZM29 252V253H30ZM56 255H58V259H57V256H55V254ZM127 252V253H126ZM135 252V251H134ZM154 252H152L151 254L152 255H150V260L152 259L153 260V258H155V256H153L154 254ZM3 253H5V251L3 252ZM11 253V254H12ZM131 254H132V252H130V256H131ZM1 255V254H0ZM6 254H4V256H5ZM30 255V254H29ZM28 255V256H29ZM4 256H2L3 258H4ZM7 258H6V260H7V262H9V260L11 261V264H12V261H13V255H11L10 256V254L9 253H7ZM10 256V257H9ZM31 256V255H30ZM29 256V257H30ZM54 256V257H53ZM126 256V257H125ZM136 256V255H135ZM1 257V258H2ZM6 257V256H5ZM16 258H17V255L15 256ZM33 257H31V258H33ZM0 258V259H1ZM9 258H11V259H9ZM31 258H30V260H31ZM34 258H33V260H34ZM15 259V258H14ZM22 260L24 259V258H21ZM27 259V258H26ZM128 259H129V257H128ZM6 260L5 259H1V261H3V262H1L2 264H7V262H6ZM17 260V259H16ZM25 260V259H24ZM37 260V261H36ZM58 260V261H57ZM174 260H175V258H172V259H169L165 264H173V262H174ZM26 261H28L29 262V259L28 260H26ZM65 261H67V262H65ZM123 262L122 264H126V262ZM6 262V263H5ZM14 262V261H13ZM28 262H25L26 264H28ZM31 262V261H30ZM15 263L16 264H18L16 261H15ZM14 263V264H15ZM34 264V263H33ZM127 264H129V262L127 263Z\"/></svg>","mask_w":264,"mask_h":264},{"label":"crops","instance_id":"crops-1","mask_svg":"<svg viewBox=\"0 0 264 264\" xmlns=\"http://www.w3.org/2000/svg\"><path fill=\"white\" fill-rule=\"evenodd\" d=\"M261 1L264 3V0H221L219 9H216L214 7L217 0H191L189 17L202 14L203 19L206 22L208 20L207 24L213 27L218 20L231 15L225 22L227 27L225 26L221 35L229 34L237 38L236 69L231 71V66L226 63L229 55V49L226 48L222 53L225 63L217 65L216 72L207 73L204 78L202 77L203 82L206 77L210 79L211 89L214 87L221 92L213 101L216 102L215 111H218L220 121L226 124V133L221 138L218 130L212 131L210 136L214 142L210 155L203 157L199 163L195 162L196 166L192 169L191 175L180 178L178 189L184 184L187 185L185 187L187 191L196 189L212 173L223 166H229L234 159L264 142V32L244 31L241 26L243 15H252ZM157 2L162 13L161 20H165L166 2L165 0ZM176 11L179 13L181 9L178 7ZM248 38H252L255 44L247 43ZM171 40L175 49L180 52L174 38ZM202 150L205 154L206 147ZM256 181L259 183L257 177ZM233 211L238 212L237 209ZM232 217L234 218V214ZM229 221L232 222V218ZM219 254L216 260L224 261L232 257L229 253Z\"/></svg>","mask_w":264,"mask_h":264}]
</instances>
